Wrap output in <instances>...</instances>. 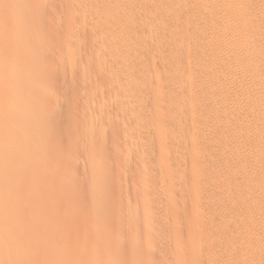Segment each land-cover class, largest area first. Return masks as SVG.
<instances>
[{
	"label": "rangeland",
	"instance_id": "374dc122",
	"mask_svg": "<svg viewBox=\"0 0 264 264\" xmlns=\"http://www.w3.org/2000/svg\"><path fill=\"white\" fill-rule=\"evenodd\" d=\"M15 1V2H14ZM19 1V3L17 4V2ZM34 1V2H33ZM37 0H28L27 1V3L29 4L28 5V8H29V6H32V4L34 3V4H36V3H40V2H44L45 0H39L38 2H36ZM50 3H48V5L49 6H51V7H48V8H51V10L52 9H54L55 8V5L56 4H58L57 2H59V5L55 8V10H57V11H55V10H53V12H52V16L54 15L55 17L57 16L56 14L58 13V11L59 10H64V9H60V8H62V7H60V5L62 6V4H64L65 5V3H61L62 1L61 0H56L55 2L56 3H54V2H52L51 3V1L50 0H48ZM47 0L45 1V2H48ZM54 1V0H53ZM63 1H65V0H63ZM66 1H69V0H66ZM78 1V0H77ZM77 1H74V3L76 4L77 3ZM80 1V0H79ZM78 1V3L75 5V8H79L80 6H81V8H82V10H83V6L82 5H80L79 2ZM196 1V0H195ZM198 1V2H197ZM196 2H197V4L196 5H198V3H199V5H201V6H196V8H194V9H197V10H193V11H195V12H192L191 10L189 11V12H187V10H184V9H182V10H184L183 12L182 11H179V12H177V14H176V16H178V18L180 19V18H182V20H186V19H188V22H186V21H184V23L186 22V24L188 23L189 25H186V24H184V23H182V27H181V29L184 27V29H185V32H184V29L183 30H181L180 29V27H179V31L177 30L178 28H173V30L171 29H168V31H165L164 30V32L163 33H161V36L160 35H158V33H159V30H157L156 28H154L153 27V30L150 28L149 29V27H140V26H130V27H127V28H123V29H120L121 30V32H118L119 30L117 29V32H115V30L113 29V31L112 30H110L109 28L107 29V28H100L101 30H99V29H91V28H89V29H87V28H80V30H79V28H77V26H75L74 25V27H76V29L75 30H73L74 29V27H73V25L71 26V25H67L68 24V21L70 20V19H72V17L73 18H75V15H77V17L78 18H75V19H79V17H83L84 16V11H82V10H72V9H75V8H72L71 10H70V12H69V14L67 15V13L65 14V13H63L62 12V14H59L61 11H59V13H58V16L55 18L54 16V20H53V17L50 15V13L51 12H48L47 11V7H46V11H44L43 13H42V16H39V17H43V16H45V18H44V21H42V19L43 18H38L36 15H34L32 12H28V11H26V12H23V6H25L24 4H25V2H22V1H20V0H11V4L13 5H11L10 4V6H9V4H6L5 5V3H10V0H1L0 1V3H1V6H3V7H0L1 8V10H0V18H2V20L0 19V28H1V31H0V34H2V35H0V39H3V41L2 40H0V87H1V89H3V92L5 93L4 94V97H3V95H2V97H3V99H1L0 100V107L3 109H7V110H9L10 108L12 109L13 107H14V105H16L15 103L16 102H18L17 104V107L15 106L14 108H17L18 109V111H15V112H11L12 110L10 109V114L11 115H9L8 116V114L9 113H6L5 114V117H7V119H9V117H10V119L8 120L9 122V124L12 122V120H15L16 119V121L17 122H19V123H17V122H15V124L13 123V125L12 124H10V125H12L11 127L9 126V124L8 123H6V125H4L3 124V128H5V130L4 129H2V125L0 124V128L2 129V131H1V129H0V139H2L3 138V140H4V138L7 136V137H9L10 136V134L12 133H10V131H14V133L16 134V132H18L19 133V135L17 136V134L15 135L14 133H12V134H14V135H12L11 134V138L13 139H11L12 141H10L11 143H12V145L9 143V142H6L5 140L4 141H0L1 142V144L2 143H7L6 145L4 144V146L3 145H1V146H3L2 147V149L4 150V151H2L0 154H2L1 156H0V158H2L1 159V161H0V185H2L1 187L3 188V189H1V187H0V200L2 201V199L4 200L3 202H5V203H0V205H3V207L2 206H0V241L3 239V242L1 243L0 242V245L2 246H0V264H15V262L17 261L13 256H15L16 254V251H17V256H16V258L17 257H19L18 259H19V262L17 261L16 262V264L18 263V264H70V263H72V264H136L137 262V264H153V263H155V264H173V263H175V264H214L215 262V264H229V263H232L233 262V264L235 263H238V264H242L243 263V261H245V263H243V264H247V263H249L251 260V262H252V264H254L255 262H256V260H258L259 259V257L257 258L256 256V252L255 251H257V248H258V246L256 247V248H253V249H251V252H252V254H254V256L252 255H248L247 253H246V251H244L243 250V248H244V246H242L241 247V243L244 241V239H243V237H240V236H242V235H244L243 233H241L238 237L235 235V236H233V237H231V238H229L228 236H227V234H225V233H221V231H220V227H221V224H223L222 222H217V221H214V219H212L215 215H216V213H214V212H216L217 210H215L214 211V208L216 207V209L218 208V206L220 205V203L219 204H216L215 202H209V204L207 203V202H205V201H203L202 200V198H200L203 202H201V200H195V198H192V194H191V196H190V192L191 191H189V195H188V193H187V195H188V197L186 196V193L183 195V194H181V193H179L180 192V190H179V192H177L178 190H177V188H172V189H174V191H175V189L177 190L176 192H173V190H171V187L174 185L175 186V184H176V181H174V179L176 180L177 178L179 179V177H181L180 175H181V173H183V171L181 170V169H179V170H181L180 172L181 173H178V171L176 172L177 174V176L174 174V172H173V170L175 169V167H176V165L178 164H180L182 167L181 168H183V170H184V168H186V166H187V168L189 167V169H193V168H195L194 166H196V165H199L200 164V162H202L204 159L205 160H208V158H210L209 157V155L210 154H213V153H210L209 155H207L210 151L211 152H215V154L217 155V153H218V155H219V157L218 156H216L215 157V159L216 160H218L217 162H219V164H221V165H225L226 164V166L228 165V166H232V164L234 165L235 163H237L238 161H239V163H241L242 164V167L244 168V170L246 171V169H247V171H252V170H254V171H256L261 165H262V163L264 162V157L263 158H261V159H258L255 155H254V149H255V147L256 146H258L260 143V141L262 140L261 138V136L259 137V134H262V133H258L257 134V132H259V129H263L262 127H260V128H257L256 126H253L252 125V122H248V120H249V118L251 119V120H249V121H252V119L253 118H251V117H253L254 116V118L256 117V113L259 111L258 109H255V106H258V105H252L253 104V101H254V104L256 103H258V101L259 102H261V100L262 99H264V97H261V99H258L257 98V96L258 97H260V93L262 92V93H264V88H263V85L258 89L257 87H259V85H261V84H257L256 82H260V80H257V79H260V78H264V76L263 75H259V73H258V76H257V73H256V71L254 70V69H252V68H250L251 67V65H250V52L248 51V47L249 46H247L248 45V43H249V41L251 40L252 42L254 41V40H257V41H254V42H257L258 43V47H257V51H256V53L258 54L257 55V59L259 60V61H261V60H263L264 59V30L262 31V32H259L258 31V29H260V28H262L263 27V25L261 26L260 25V22L262 23L263 21H264V4H262V3H259V1L258 0H247V1H249V2H245L246 4H248V5H250L249 3H251V6L249 7L248 5H246L245 3H243V1L244 0H209V2L206 0V1H204V0H197ZM246 1V0H245ZM255 1V4H256V1L258 2L256 5L259 7H257L256 5H254L255 7H257L258 8V12H257V8L255 9L254 7H253V5L252 4H254L253 2ZM33 2V3H32ZM70 2V1H69ZM69 2H66L67 4V7H70L72 4H73V1H71L70 3H71V5H70V3ZM208 2V3H207ZM212 2V3H211ZM213 2H214V4H215V2H216V4L214 5L213 4ZM260 2H263L264 3V0H262V1H260ZM3 3V4H2ZM61 3V4H60ZM200 3H202L203 5L205 4L206 5V3H207V5H209L210 6V8H212L213 7V5H214V10H213V8H212V10L211 9H209V10H211V12L210 11H208V12H210L211 13V16L215 13L216 15H214V16H212L211 17V19H213V20H211V19H209L208 21H207V23L209 24V26H208V24L206 23V20H204V19H200V17H199V15H198V12L201 10V12L203 11V8L205 7V9L206 8H208L209 6H203L202 4H200ZM210 3V4H209ZM247 7H249V13L246 15V13L248 12V10L244 13V11H242L244 8L246 9V7L244 6H242L243 4ZM15 4L17 5V6H15ZM22 4V5H21ZM80 5V6H77V5ZM211 4H212V7H211ZM260 4V5H259ZM52 5H54V7L52 6ZM63 5V7L65 8V6ZM217 5V6H216ZM4 6H7L6 8H8V9H6ZM15 6V7H14ZM217 8H216V7ZM263 6V7H262ZM16 7H18V8H16ZM21 7V8H20ZM201 7V8H200ZM203 7V8H202ZM253 7V8H252ZM261 7V8H260ZM14 8H15V11H14ZM6 9V10H5ZM204 9V10H205ZM242 9V10H241ZM244 9V10H245ZM248 9V8H247ZM251 9H252V11H253V9H254V14H253V12H251L252 14H253V16H250L251 14H250V11H251ZM5 10V11H4ZM12 10V11H11ZM19 12H18V11ZM66 10V9H65ZM14 11V12H13ZM187 13H186V12ZM213 11H215V12H213ZM13 12V13H12ZM48 12V13H47ZM73 12L75 13V12H77V13H75V14H73ZM185 12V13H184ZM192 12V13H191ZM201 12H199L200 13V16H202V13ZM6 13V14H5ZM20 13H21V16H20ZM71 13V14H70ZM30 14V15H29ZM44 14V15H43ZM49 14V15H48ZM63 14H65L64 15V17L65 18H63L61 15H63ZM82 14V15H81ZM24 15H25V17H24ZM32 15H34L35 17H37L40 21H39V23H38V20H35L36 22H34L33 20H34V18H32ZM70 15H72V16H70ZM190 15H192V16H190ZM195 15V16H194ZM28 16V17H27ZM47 16H48V21L47 20H45L46 18H47ZM60 16H61V19H60ZM249 16H250V18H249ZM49 17H51V18H49ZM71 17V18H70ZM191 17H194V18H192V20L190 19ZM36 18V19H37ZM33 19V20H32ZM51 19V20H50ZM55 19H59V20H61V21H57V20H55ZM64 19V20H63ZM190 19V20H189ZM208 19V18H207ZM27 20H28V23H27ZM30 20V21H29ZM54 21L55 23H50L51 21ZM181 20V21H182ZM201 20V21H200ZM202 20L205 22V24L203 25V31L201 30H199L198 28L199 27H201L202 25H201V23H202ZM1 21H2V24H1ZM47 21V22H46ZM50 21V22H49ZM57 21V22H56ZM77 21V20H76ZM191 23H190V22ZM212 21H214V25H213V27H214V29L212 28ZM42 22H44L43 24H42ZM49 22V23H48ZM183 22V21H182ZM203 22V23H204ZM4 23V24H3ZM29 23H31V24H29ZM34 23V24H33ZM47 23V24H46ZM60 23V24H59ZM66 23V24H65ZM258 23V24H257ZM9 24H11V25H9ZM53 24V25H52ZM59 24V25H58ZM62 24V25H61ZM201 26H200V25ZM207 24V25H206ZM264 24V23H263ZM4 25V26H3ZM7 25V26H6ZM28 25V26H27ZM29 25H30V27H29ZM31 25H34V26H32L31 27ZM35 25H38V27L37 26H35ZM50 25H52L51 27H48V26ZM57 25V26H56ZM66 25V26H65ZM198 25H199V27H198ZM205 25H206V27L208 26V28H206L205 29ZM252 25H253V27H252ZM3 26V27H2ZM18 26V27H17ZM25 26H27V27H25ZM187 26V27H186ZM188 26H190V27H188ZM216 26V27H215ZM255 26H259L258 28L257 27H255ZM9 27V28H8ZM12 27V28H11ZM41 27H42V29H41ZM60 27V28H59ZM63 27H64V29H63ZM78 27H81V26H78ZM250 27V28H249ZM252 27V28H251ZM255 27V29L257 30V32H259V33H257L256 32V30H255V32L252 30L253 28ZM6 28V29H5ZM8 28V29H7ZM10 28H11V30H10ZM52 28V29H51ZM56 28V29H55ZM195 28H197L199 31H197ZM215 28H217L216 30H215ZM32 29V30H31ZM34 29V30H33ZM87 29V30H86ZM154 29H156V30H154ZM196 30V32L194 33V31ZM251 29L253 32V36L254 37H252V38H250V37H248L249 35L247 34V31L249 32V30ZM3 30V31H2ZM7 30V31H6ZM39 30V31H38ZM47 30H51L50 32L49 31H47ZM54 30H57V31H54ZM92 30H94V31H92ZM97 30V31H96ZM204 30H206V31H204ZM207 30H208V32H211L212 33V31H213V33L215 32V33H218L219 31H221L224 35L222 36V39H221V35H222V33L221 32H219L220 34H215L214 33V35H215V37H214V35H212V37H213V40H214V43H215V45H213L214 46V50L213 51H215L216 50V52L218 51V52H220V53H222V52H224V51H226L227 50V52L225 53H222L223 55H225V54H228V53H230L231 55H233L234 53L236 54H238V56H240V55H242V54H244V53H246V55L244 54L243 56H241L240 58L238 57V61H237V63H235V60H231L230 59V56L228 57L227 55H225V59H227V58H229V61H230V63H229V61H228V59L227 60H225L224 58H223V62H221L222 61V58L221 59H209V57H205V53H204V51L206 50V48H205V46H203V45H206V44H213V42H211V41H213L211 38H210V36L208 37V34H210V33H208L207 32ZM209 30H211V31H209ZM4 31H5V33H4ZM12 31V32H11ZM16 31V32H15ZM43 31V32H42ZM53 31V32H52ZM62 31V32H61ZM65 31V32H64ZM110 31V32H109ZM158 31V32H157ZM180 31H182V32H180ZM216 31H218V32H216ZM1 32H3V33H1ZM8 32V33H7ZM19 32V33H18ZM45 32V33H44ZM51 32H52V34H51ZM198 32V33H197ZM199 32H203L202 34L201 33H199ZM204 32H207V33H204ZM10 33V34H9ZM19 35H18V34ZM41 33V34H40ZM47 33H48V36H47ZM59 33V34H58ZM159 33V34H160ZM212 33V34H213ZM9 36H8V35ZM14 34V35H13ZM40 34V35H39ZM55 34V35H54ZM195 34H199V35H195ZM205 35L204 36V38H202V37H200L201 35ZM206 34H207V37H208V39H206L207 37H206ZM7 35V36H6ZM44 35V36H43ZM51 37H50V36ZM113 37H112V36ZM158 35V36H157ZM211 35V34H210ZM217 35H219L218 37H217ZM256 35V36H255ZM3 36V37H2ZM35 36V37H34ZM41 36V37H40ZM113 38V41H115L116 42V44L118 45V46H116V44H114L113 42V45H115L114 47H113V45H112V43H111V41H112V39H111V37ZM226 36H227V38H226ZM8 37V38H7ZM48 37V38H47ZM109 37V38H108ZM158 37H160V38H158ZM206 37V38H205ZM218 39H217V38ZM226 38V40H225V38ZM19 40H18V39ZM34 38V39H33ZM39 38V39H38ZM114 38H116V40L114 39ZM223 38H224V42L222 41L223 40ZM236 38H238L237 39V41H236ZM8 39L9 40H11V41H9L8 42ZM32 39V40H31ZM46 39H48V40H46ZM111 39V40H110ZM203 39V40H202ZM204 39H206V41H204ZM220 39H221V43H223V44H221L220 42H217V41H220ZM229 41H228V40ZM260 40V42H259V40ZM4 40H5V42H4ZM29 40V41H28ZM110 40V41H109ZM202 40V41H201ZM208 40H209V42H208ZM211 40V41H210ZM1 41L3 42V43H1ZM42 41V42H41ZM111 43V47H113V49H114V51L116 50V52H121V53H123V54H126L127 56H128V54H131L130 55V58L132 57V54H133V59H134V63L136 62V64H132L133 62H131L130 63V58H129V60H128V62H127V58H125V57H127V56H123L124 57V59L123 58H113L112 59V56H111V59L109 60V61H111V60H117V61H115L116 63L118 62V64H116L115 62H110V63H114L113 65H115V67L114 66H111L110 65V63L109 62H107L106 60L108 59V57H109V55H108V49L110 48V43ZM205 43H204V42ZM229 43H228V42ZM230 41H231V44H230ZM263 41V42H262ZM17 42V43H16ZM19 42V43H18ZM38 42H40V43H38ZM201 42H202V45H201ZM211 42V43H210ZM216 42L218 43V44H216ZM248 42V43H247ZM26 43H27V45H28V48H30V49H28L27 48V45H26ZM37 43V44H36ZM17 44V45H16ZM32 44H34V45H32ZM105 44V45H104ZM208 44V45H209ZM228 44H230V45H228ZM245 44H247V45H245ZM47 45H48V47H47ZM107 45V46H106ZM208 45H206V47L208 46ZM218 45H220V46H223V45H225V47H227V48H223V47H221V48H223L222 50H221V48H219L218 47ZM229 47H228V46ZM244 45L247 47V52L244 50V49H246V48H244ZM35 46H36V48H35ZM38 46V47H37ZM41 46H43L42 47V49H43V51H44V53H43V51L42 50H40L41 49ZM46 46V47H45ZM105 46V47H104ZM210 47L209 48H211V45H209ZM217 46V47H216ZM31 47H33V48H31ZM103 47L104 48H106V49H103ZM204 47V48H203ZM27 48V49H26ZM45 48V49H44ZM53 48V49H52ZM209 48H207V49H209ZM12 49V50H11ZM36 49V50H35ZM48 49H50V50H48ZM52 49V50H51ZM201 49H202V51H203V49H205L204 51H203V53H202V51H201ZM10 50H11V52H10ZM34 50H35V52H34ZM40 50V51H39ZM110 50H111V48H110ZM109 50V51H110ZM220 50V51H219ZM228 50H230V51H228ZM244 50V52H242ZM16 51H17V53H16ZM29 51V52H28ZM50 51V52H49ZM52 51V52H51ZM239 51V52H238ZM6 52V53H5ZM8 52V53H7ZM30 52H31V54L32 55H30ZM39 52H41L40 53V55H38L39 54ZM183 54H182V53ZM234 52V53H233ZM241 52V53H240ZM3 53V54H2ZM11 53V54H10ZM29 53V54H28ZM249 53V54H248ZM5 54L7 55V56H5ZM37 54V55H36ZM42 54H43V56H42ZM48 54V55H47ZM50 54V55H49ZM204 54V55H203ZM234 54V55H235ZM237 54H236V57H237ZM240 54V55H239ZM248 54V55H247ZM17 57H15V56ZM52 55V56H51ZM71 55V56H70ZM107 55V56H106ZM234 55H233V58H234ZM3 56V57H2ZM19 56V57H18ZM26 56V57H25ZM30 57L31 58V60H29V58L28 57ZM32 56V57H31ZM33 56H36L35 58L33 57ZM40 56V57H39ZM47 56V57H46ZM50 56V57H49ZM107 58V59H104L105 57ZM183 56H185V57H183ZM207 56V55H206ZM245 56V57H244ZM118 57V56H117ZM179 57H181V58H179ZM248 57V58H247ZM2 58V59H1ZM16 58V59H15ZM51 58V59H50ZM80 58V59H79ZM182 58H183V60H182ZM232 58V57H231ZM25 59V60H24ZM103 59V60H102ZM126 59V60H125ZM261 59V60H260ZM102 60V61H101ZM120 60L122 61V64H121V62H120ZM124 60V61H123ZM131 60H132V58H131ZM209 60V61H208ZM211 60H213V61H211ZM214 60H220V62H218L217 61V63H216V61H214ZM14 61V62H13ZM18 61L20 62V63H18ZM24 63V62H26V61H28L29 62V64L26 62V63H22V62ZM32 61H34V64H36V67L37 66H39L40 68H38L37 67V69L36 68H34L36 71H37V73H35L36 71L33 69V70H31L30 68L28 69V67H30L31 66V64H32ZM36 61V62H35ZM37 61L39 62V61H41V62H44V63H38V65H37ZM211 61V62H210ZM264 61V60H263ZM77 62V63H76ZM105 62V63H104ZM120 62V63H119ZM184 62V63H183ZM215 64H214V63ZM227 62H228V64H227ZM49 63V64H48ZM74 63V64H73ZM181 63H182V65H181ZM215 65H213V64ZM225 63L227 64V65H225ZM246 63H248V64H246ZM19 64V65H18ZM28 64V65H27ZM104 64H106V65H104ZM132 64V65H131ZM212 64V65H211ZM224 64V65H223ZM13 65H15V66H13ZM20 65H22V66H20ZM44 65V66H43ZM46 65H47V68H46ZM245 65H246V67H245ZM247 65H248V67H247ZM18 66H19V68H18ZM32 66H34V65H32ZM41 66H43V67H41ZM50 66V67H49ZM106 66V67H105ZM111 66V67H110ZM119 66V67H118ZM185 67V68H183V67ZM212 66H214V67H212ZM12 67H14V68H12ZM21 67H22V69H21ZM107 67H108V69L110 70H108L107 69ZM120 67H122V69L120 68ZM180 67H181V69L183 68V71L182 70H180ZM18 68V69H17ZM26 68H27V70H26ZM45 68V69H44ZM51 68V69H50ZM211 68L213 69V70H211ZM215 68V69H214ZM247 68V69H246ZM13 70V72H12V70ZM41 69V70H40ZM46 69H48V73H47V70ZM112 69H114V70H112ZM242 69H244L245 71V73L243 72V70ZM250 69V71H251V73L253 72V74L254 75H256V76H252L251 75V73H249L247 70H249ZM18 70L19 71H21L20 73H18L19 75H17V72H18ZM28 70H30V71H28ZM43 70V71H42ZM27 71V72H26ZM35 71V72H34ZM42 71V72H41ZM114 71V72H113ZM122 71V72H121ZM128 71V72H127ZM254 71H255V73H254ZM14 72H16V73H14ZM22 72H23V74H22ZM26 72V73H25ZM108 72V73H107ZM15 74V79H17V80H15V82H12V80L10 81V78L9 77H11L10 76V74ZM114 73V74H113ZM183 73V74H182ZM208 73H210V74H207ZM248 75H247V74ZM9 74V75H8ZM12 74V77L14 76ZM26 74H28V76L26 75ZM47 74H48V77L49 76H51L50 78H48L47 77ZM110 74V75H109ZM116 74H118L119 76H149V77H151V79H152V81H150L149 83H150V85L148 86V87H143L142 88V86H144L145 84H148V81L143 85H141L140 87L142 88V89H147L148 88V90H159L160 89V87L162 88L163 86L162 85H166V83H169L171 80L170 79H172V80H175L176 81V79L174 78V76H189V78L190 77H192V78H194V77H196V79H193L192 81H194L193 83H192V81H191V84H193V86L192 85H189V84H187L186 85V87H183L184 85H180L179 87L180 88H183V89H180V88H178V90H179V92H177L176 91V93H179L181 96L183 95L184 96V99H183V97H182V101L183 100H187V102H185V101H183V102H185V103H188V100H189V102H191V100L190 99H194V101H195V103L202 97L203 98V102L205 103V105L208 107V109L210 108V103L212 104L211 105V107L214 105V107L216 108L218 105H215L216 103L218 104H220V106H218V107H221V106H223L222 104H224V108L227 110H225L223 107H222V109H224V110H222L223 112V119L225 118L226 120H229L230 119V121H228V124H230L229 126V128H230V130H232V131H234L233 133H231V131L229 130V131H227V132H229V134L226 132L225 134H223V136H222V138L220 139L219 137H221V136H218V138H215V139H219V141H220V145H217V149L216 150H213V149H207L208 148V145H206L207 143H208V141L207 140H201V141H199L198 139L194 142L193 141V144L191 143V144H189L190 143V141H189V143L187 142V140L189 139V138H187V136H184V135H182L183 134V132L182 131H180L179 129H177L178 131H180L179 132V134H178V131L177 130H172L171 129V127H167V129H169L167 132H170V134L169 133H167V134H169V136L170 137H173V138H175L174 140H172L173 142V145H171L170 146V150H168L167 152H165V156H166V161H162V162H160V164H156V163H149L150 165L149 166H147V167H149L150 168V166H152V167H154V165L155 166H158V167H160V168H157V169H160V171H161V167H162V172H164L165 174H159V175H163V176H160L159 177V175H158V179H155V183H156V185L154 184V186L152 185V188H156V190H159V191H155V193L156 192H159L157 195H158V197H157V195H156V197H155V199H156V203H154L155 202V200H153L152 202H150L151 203V206H150V203L149 204H144L145 203V195L144 194H146V193H143V192H145V185H147V187L149 186V185H151V184H153L154 183V179H153V183H149V182H147V183H145V185H142V184H140L139 185V183L138 182H134L133 184L134 185H130L131 187L129 188V190H127V194L128 195H130L131 196V200H129L130 202H129V204L127 203V202H124V204H122L123 203V201L125 200V196L127 195H125V193H124V190H126V187H123V190H121V189H119L120 187H118V186H116L115 185V183L114 182H116V181H114L113 182V186H111L112 188V191H115L114 193L115 194H113L112 196H113V198L111 197H108V199L110 198V199H112V201H113V203H112V205H111V203H109V202H112V201H110V200H108V203H106L105 202V204H110V206L109 207H107V205H106V209H108V211L106 210V209H104V210H102L101 208L103 207V205L101 206V210L102 211H105V213H100L101 215H99L98 214V218H96V213H94L93 215L95 216H92V214H90V212H92V211H90L89 213H88V209H93V207L95 208L98 204H97V202H94V201H92V198H93V196H94V194L95 193H92L91 195L88 193L89 191L88 190H86V189H84L85 191H87V192H83L80 188L78 189V191H76L75 189V191H76V193L78 194H80V193H82V195L81 196H83V194H84V198L83 197H79L80 195L78 194L77 196L78 197H76V193H75V197L71 194V190H72V188H71V186L72 185H74V186H72L73 188L76 186V185H78L79 183H84V181H82V179L81 180H79L80 178H78L79 176H75V177H67V178H65V180H62L61 179V173H63V172H61V173H59V171H58V173H59V175L57 174V172H55L54 173V171H55V169H57V168H59L60 169V167H61V164L63 163V160H64V158L66 157V155H68V152L66 151L67 149L66 148H69V150L71 149V150H73V151H75L74 149H77V143L76 142H79V144H80V141H78V140H82L81 139V136L83 135V134H85L87 131H86V129H84L83 130V128L81 127V125L79 124L80 122H81V119L80 120H78V118H79V116L82 114L83 115V113H86V111H87V106H86V103L84 104V102H85V100H87V96H85V94L84 93H82V89L84 90V88L86 87L85 85H81V82L82 81H80V80H85V79H80L79 77H78V82H77V80H75L74 82L76 83H74V82H72V84H75V87H74V85L72 86L71 85V87H70V83L69 82H67V79H66V83H68L67 85H68V87H70V88H68L67 89V85L66 86H64L63 84H65L64 82L63 83H61L62 82V79L64 78L65 79V77H63V76H66L67 78L69 77V76H111V75H115V76H118V75H116ZM122 74V75H121ZM182 74V75H181ZM200 74H201V76H211L210 78V83L211 84H213V86L216 84V88H218L217 86H219L220 87V85H222L221 86V90H224V92L225 93H227V94H225L223 91H222V93L220 92V93H218V92H213L214 91V89H216L215 88V86H214V89L213 88H209L208 89V92L210 91V93H211V90L213 89V91H212V93L210 94V93H208L207 92V90H206V88H205V90H204V88H199L198 86H201V85H198L199 84V79H197L198 78V76H200ZM206 74V75H205ZM17 75V76H16ZM9 76V77H8ZM18 76H23V77H20V78H18ZM24 76H25V78H24ZM42 76V77H41ZM44 76L46 77V78H48L47 80L48 81H50V87L47 85V82L45 81L44 82V80H43V78H44ZM57 76H62V79H60V81H57V79H56V77ZM153 76V77H152ZM158 76V77H157ZM166 76V77H165ZM171 76V77H170ZM225 76V77H224ZM227 76V77H226ZM234 77V80H233V78L231 79V78H229V77ZM237 76V77H236ZM240 76V77H239ZM244 76V77H243ZM246 76H250V77H246ZM259 76H260V78H259ZM263 76V77H262ZM28 77V78H27ZM54 77V78H53ZM160 77V78H159ZM163 77V78H162ZM170 78V79H168V78ZM213 77V78H212ZM220 77H222V78H220ZM255 77H257L256 78V81L255 80H253ZM7 78H9V83L11 84V82H12V85H10L9 83H8V81L6 80ZM22 78H24L25 80L27 79V80H29V81H27L26 80V82H22V80H21V85H20V82L18 83L17 81L18 80H20V79H22ZM51 78H53V79H51ZM93 79H94V77H92ZM91 78V79H92ZM155 78H157V80H156V82H155V80L154 79ZM164 78L166 79V81H167V79H168V81L165 83V80H164ZM192 78H190V79H192ZM214 78H215V80H214ZM226 78V79H225ZM229 78V79H228ZM242 78L244 79H247L246 81H248V82H245V80H243L242 81ZM40 79V82L43 80V82L44 83H46V85L48 86V88H49V90H48V88H46L48 91H47V93H49V96H48V94L46 95L45 93V99L43 98V100H45L44 101V103L43 102H41V105L42 104H44V106H43V110H44V108H45V105H47V109L49 108V106L51 105H53L52 107L54 108L56 105H54V104H59V102L57 101V100H59L60 101V103L62 102V104H66L67 102V105H66V107H69V108H67V110L65 109L66 107H65V105H62V104H59V105H61V107L63 106V107H65L64 109H62L63 111H65L66 110V112L68 113V114H70V112H72V110H74L75 109V107H76V109L73 111V113H71L69 116L67 115V118H66V116L64 117L62 114H63V112H62V110H61V108L59 109V110H61V112H60V114L62 115L61 116V118L63 117L64 119L66 118V119H72L73 121H75V120H77V121H75V123H78V125L77 124H75L72 120H70V121H72L75 125L74 126H76V131L78 132H76L75 133V130H74V128H72V122H71V125L69 124L70 122H68V125H66L65 126V124L62 126L61 124H60V122L62 123V121H64V119L62 118L61 120H60V115H58L57 114V110L58 109H52V110H54V111H57V112H53L52 110H51V106H50V109L47 111V113L46 114H44V116L45 115H48L49 113H51V115H54L55 113H56V115H54V116H50V115H48V117L50 118V120H49V123H51L53 120L55 121V123H54V125H52V123H51V127L49 126V125H47V123L45 124V120L46 119H49V118H47V116H45V119H44V116L42 115V111L43 110H39V109H37V110H39V112L37 113L36 112V108L38 107H40V103H39V105L38 104H35V105H38L37 107H35L34 108V106L35 105H33V106H31V107H29V109H31V110H29L28 108H27V106H26V104L24 103L25 102V99H23L22 97H20L19 99H23V101L24 102H22V103H20V101L18 100V101H15L14 99V96L15 97H17V94H19V93H17V92H22V91H25L24 89H26V88H24L23 86H24V84L26 83V85H25V87H28V84H30L29 86L31 87V88H33V89H37L36 87L38 86V89H37V94L40 92H38V90H40L42 87L40 86V84H38L36 81H38ZM45 79V78H44ZM52 81H51V80ZM55 79H56V81H55ZM91 79H89V80H87L86 82H92V81H94L93 79L91 80ZM219 79V80H218ZM229 81H228V80ZM239 79H241V81L239 80ZM3 80V81H2ZM30 80H32V81H30ZM34 80V81H33ZM59 80V79H58ZM215 82H214V81ZM250 80V81H249ZM253 81V83H252V81ZM24 81V80H23ZM64 81V80H63ZM163 81H164V83H163ZM221 81V82H220ZM224 81V82H223ZM255 81V82H254ZM28 82V83H27ZM32 82V83H31ZM35 82V85H36V83L38 84L36 87H34L33 85V83ZM43 82L41 83V85L43 84ZM57 82H59V84L57 83ZM84 82V81H83ZM85 82V83H86ZM99 82V81H98ZM152 82V83H151ZM171 82H174V81H171ZM197 84H196V83ZM240 82V83H239ZM4 83H5V85H7L8 86V89H14V90H12V92L14 91H16V89L15 88H17V92H16V94L12 97V99L13 100H10L11 98H7L6 97V94H8L9 92L6 90V91H4V88L3 87H5V88H7V86H5L4 85ZM7 83V84H6ZM54 83V84H53ZM62 85H61V84ZM195 83V84H194ZM221 83V84H220ZM223 83V84H222ZM228 83V84H227ZM244 83H250L252 86H250V85H246V84H244ZM257 84V87L255 86L256 84ZM261 83H263V82H261ZM32 84V85H31ZM53 84V85H52ZM88 84V83H87ZM86 84V85H87ZM220 84V85H219ZM13 85H14V87H13ZM16 85V86H15ZM59 85H61V87L63 88V86H64V88L66 87V89H64L63 91H60V93H59ZM77 85V86H76ZM80 85H81V87L83 86L84 88H82V89H80L79 87H80ZM164 85V86H165ZM225 85V86H224ZM241 85H246V86H244V88H242V86ZM3 86V87H2ZM47 86H43V88L42 89H44L45 90V87H47ZM59 86V87H58ZM102 85L100 84V86H98L99 88L98 89H101L102 87H101ZM104 86V85H103ZM146 86V85H145ZM190 86V87H189ZM202 86H204V85H202ZM224 86V87H223ZM256 87V89H254V88H252V87ZM12 87V88H11ZM39 87H41V88H39ZM56 87V88H55ZM139 87V86H138ZM139 87V88H140ZM246 87H247V89L249 90H246ZM251 87V89H249ZM95 87H93V89H94ZM159 88V89H158ZM186 88H188V89H186ZM196 88H197V90H196ZM201 89L202 90V92H200L201 90H199V89ZM29 89V88H28ZM51 89L54 91V94L52 93V91H51ZM72 89V90H71ZM92 89V90H93ZM96 89V88H95ZM103 89H106L105 88V86H104V88ZM220 89H217V91H220ZM246 91H245V90ZM27 90V89H26ZM44 90L42 91L41 90V95L43 94V92H44ZM60 90H62V89H60ZM65 90H66V92H65ZM71 90V91H70ZM189 90V91H188ZM192 90V91H191ZM239 90H242L243 91V94H244V92H245V94H244V96L242 95V93H240L239 94V92H237V91H239ZM258 90V91H257ZM0 91H2V90H0ZM76 91H79V92H76ZM80 91H81V93H82V95H81V93H80ZM137 91V90H136ZM139 91V90H138ZM197 91H199V92H197ZM205 91V94H207V95H204L203 94V92ZM216 91V90H215ZM242 91H240V92H242ZM260 91V92H259ZM7 92V93H6ZM78 93V94H76V93ZM153 92H155V91H153ZM207 92V93H206ZM69 93V94H68ZM190 93H192V94H190ZM201 93L204 95H201ZM257 93H258V95H257ZM261 93V94H262ZM1 94H3L2 92L0 93V97H1ZM12 94H14V93H12ZM50 94H51V97H50ZM64 96H66V97H64ZM72 94V95H71ZM80 94V95H79ZM84 94V95H83ZM178 94V98H180L181 96ZM201 96H200V95ZM227 96L226 98L228 99H225V96ZM233 94H235V96H237V94H239V95H241V96H239V97H236L235 98V96L233 97ZM60 95L62 96V97H60ZM70 95V96H69ZM190 95H192V96H190ZM254 95H256V96H254ZM32 96L35 98V94L33 95L32 94ZM32 96L30 95L29 97L27 96V99L28 98H30L31 97V99H33L32 98ZM38 96H40V94L38 95ZM37 96V97H38ZM83 96H85V98H83ZM176 96V95H175ZM200 96V97H199ZM222 96H224V99L222 100L221 99V101H220V99L219 98H221ZM233 97V98H231V97ZM261 96H263V94L261 95ZM6 97V98H5ZM50 97V99L52 100V101H50L48 104H46L47 102H48V100H50V99H48L47 100V98H49ZM59 97V98H58ZM75 97V98H74ZM87 97V98H86ZM191 97V98H190ZM230 97V98H229ZM252 97V98H251ZM256 97V98H255ZM57 98V99H56ZM63 98V99H62ZM81 98H83V101H82V99ZM89 98H91L93 101H91V99H89L90 100V104L92 105V104H94V103H96L97 102V100H96V102H94V99H93V97H89ZM174 98H176V100L174 99ZM177 98V96L176 97H174L173 96V104H172V102L171 101H169V102H165L166 103V105L164 104V105H162L161 104V106L158 104H156V102H157V100H159V102L161 101L159 98H154L155 99V101L154 100H150V102H148L147 104H145L144 105V107H142L141 106V108L140 107H138V108H140L139 110L137 109L136 111L138 112H142V113H144V112H154V111H156L157 112V116H156V118H157V120H158V122H159V124L160 123H162L163 121L165 122V120L166 119H169V120H166V123L168 122V121H170V119L172 118V115H170V114H172L171 112H174L173 113V117H174V115H175V117L177 116L176 114H175V112L176 111H173L174 110V108L173 107H175L176 108V103H178V101L180 100V99H178ZM195 98H198V100L197 99H195ZM245 98L247 99L248 98V100L251 102V100H252V102L249 104V101H248V104L249 105H247L246 103V101L247 100H245ZM251 98V99H250ZM7 99V100H6ZM30 99V100H31ZM56 99V100H55ZM66 99H68V100H66ZM81 99V100H80ZM231 99V100H230ZM236 99V100H235ZM242 101V102H240V100ZM255 99H257V102H256V100ZM3 100H5L6 102H11V103H6V102H4ZM29 100V99H28ZM178 100V101H177ZM201 100V99H200ZM199 100V101H200ZM233 100H235V101H233ZM237 100H239V104L241 105H237L238 103H236V105H235V103H233V102H236ZM53 101L54 102H56V103H54L53 104ZM66 101V102H65ZM71 103H70V102ZM78 101V102H77ZM174 101H177V102H174ZM181 101V100H180ZM194 101H192V104L194 103ZM202 101V100H201ZM200 101V102H201ZM228 101H233V102H231V106H232V108H230L231 106L227 103ZM263 101V100H262ZM4 102V103H3ZM15 102V103H14ZM29 102V101H28ZM158 102V103H159ZM183 102H181V103H183ZM199 102V103H200ZM222 102V103H221ZM224 102H226V103H224ZM229 102V103H230ZM246 102V103H245ZM31 103V102H30ZM29 103V104H30ZM52 103V104H51ZM70 103V104H69ZM77 103V104H76ZM81 103H83V105H84V107L82 106V104ZM193 104V105H196V104ZM198 103V102H197ZM198 103V104H199ZM204 103H200V105L203 107V105H204ZM208 103H209V105H208ZM242 103H244V105H242ZM7 104V105H6ZM29 104H27V105H29ZM79 104V105H78ZM89 104V105H90ZM174 104H175V106H174ZM191 103H188V104H184V105H190ZM191 104V105H192ZM197 104V105H198ZM3 105V106H2ZM10 105V106H9ZM25 106V108L28 110V111H26V109H24V110H22V108L21 109H19L18 107H24ZM58 105V106H59ZM90 105V106H91ZM173 105V106H172ZM226 105V106H225ZM247 105V106H246ZM6 108H5V107ZM41 106V107H42ZM57 106V107H58ZM78 106V107H77ZM86 106V107H85ZM166 108H165V107ZM183 106V105H182ZM236 106H238V107H236ZM252 106V107H251ZM40 107V108H41ZM60 107V106H59ZM73 107V108H72ZM83 107V108H82ZM95 107H97V108H99L98 107V105L97 106H95ZM164 107V108H163ZM170 107V108H169ZM231 109V110H228L229 108ZM234 107L236 108V112L234 111L235 109H234ZM243 107H245L243 110L241 109V108ZM247 107V108H246ZM0 108V109H1ZM82 108V109H81ZM173 108V110H171ZM77 109H81V111H82V113H80L79 114V112H77L78 110ZM165 109V110H164ZM206 109V108H205ZM234 109V110H233ZM241 109V110H240ZM248 109H249V111H248ZM251 109V110H250ZM255 109V111H253ZM19 110H22V111H24V112H34L35 111V114L37 113V114H41V116H43L42 118L38 115V117L37 118H41L42 120H40V119H38L37 121H38V123L40 122V121H42V123H40V127H42L41 125L42 124H45V126L47 125V128L49 129V130H47V129H45L46 127L45 126H43V127H45L44 128V130H42L40 127H39V125H37L36 124V121H35V119L33 120L32 118V120H33V124L34 125H37L36 127H35V129H37L38 130V127L40 128L39 130H40V134H44V132L47 130V132H49V134H46V132H45V134H46V136H45V139L48 141V140H50V141H48V143L47 142H43V139H41L40 141H41V143H39V141H38V139H36V136L37 137H40L39 135V130L37 131V133L38 134H36L35 132V134L33 133V130L35 131V129L33 128V126L34 125H32L31 124V122L30 121H28V119L27 118H24V117H27L26 115L24 116V113L22 114ZM77 110V111H76ZM86 110V111H85ZM102 112L101 113H103L104 111V109L102 110V109H100ZM164 110V111H163ZM166 110H168V111H166ZM232 110H233V112H232ZM258 110V111H257ZM2 111H6V110H2ZM51 111V112H50ZM70 111V112H69ZM75 111L77 112V113H75ZM85 111V112H84ZM88 111H89V107H88ZM87 111V112H88ZM170 111V112H169ZM231 111V113H229ZM240 111H241V113H240ZM251 111L253 112V114L251 113ZM8 112V111H7ZM17 112H19L18 113V115H16L17 114ZM66 112H64V115L66 114ZM138 112V113H139ZM163 112V113H162ZM168 113V114H164V113ZM198 112V111H197ZM226 112H228V113H226ZM243 112H247L245 115H243L244 117H245V121L247 120L246 118H248V120H247V122H245L244 120H243V122L240 120V119H242V118H244V117H242L241 115L242 114H244ZM254 112H256V113H254ZM4 113V112H3ZM3 113H1V115L3 114ZM43 113H45V112H43ZM161 113V114H160ZM170 113V114H169ZM235 113H236V115H238L239 113V117L238 116H235ZM261 112H258L257 113V116H259L260 115V117H261V119H263V120H261V122H263L262 123V125H264V113H263V117H262V114H260ZM27 114V113H26ZM34 114V113H33ZM33 114H29L30 116H32ZM33 115V116H37V114L36 115ZM78 114V115H77ZM105 114V113H104ZM159 114V115H158ZM225 114H227V115H225ZM234 114V115H233ZM250 114H252V116L250 115ZM259 114V115H258ZM0 115V117H2ZM7 115V116H6ZM13 115V116H12ZM16 115V116H15ZM57 115L59 116L58 117V119H57ZM72 115V117L71 118H69L70 116ZM81 115V116H82ZM249 115L251 116V117H249ZM24 116V117H23ZM80 116V117H81ZM195 116H198L197 114L195 115ZM233 116H234V118H239V122H238V120L237 119H235L234 120V118H233ZM4 117V116H3ZM2 117V119H4ZM12 117V118H11ZM169 117V118H168ZM231 117H232V120H231ZM34 118V117H33ZM52 118V119H51ZM229 118V119H228ZM1 119V118H0ZM7 119H6V121L5 122H7ZM17 119H19V120H17ZM22 119V120H21ZM24 119V120H23ZM27 119V120H26ZM30 119V120H31ZM44 119V120H43ZM174 119V118H173ZM177 119H178V117H177ZM31 120V121H32ZM57 120H58V123H57ZM68 120V121H69ZM11 121V122H10ZM21 121V122H20ZM35 121V122H34ZM46 121H48V120H46ZM51 121V122H50ZM53 121V122H54ZM176 121H178V120H176ZM233 121V123L235 122V124H232V127H233V125H236V123H237V125L239 124H241L240 126H234L233 128L231 127V123H229V122H232ZM1 122H3V121H1ZM28 122H29V124H28ZM44 122V123H43ZM174 122H175V120H174ZM227 122V121H226ZM244 122H245V124H244ZM48 123V124H49ZM64 123V122H63ZM247 123H249V127H251V125L255 128V130H257L256 131V134H255V131H254V129H252L253 130V133H254V135H253V133H252V130H251V133H252V135H251V133H250V130L248 129L249 127H247ZM250 123H251V125H250ZM30 124L32 125V127L30 126ZM56 124V125H55ZM244 124V125H243ZM8 125V126H7ZM58 125V126H57ZM60 125V126H59ZM80 125V127H78ZM112 125H114L113 123H112ZM112 125H110V126H112ZM158 125V124H157ZM29 128V126L31 127L30 129H28L27 127ZM53 126H56V127H53ZM64 126H65V130L63 129L64 128ZM69 126L73 129H69ZM7 127V128H6ZM13 127V128H12ZM14 127H15V129H16V131H15V129H14ZM60 127V128H59ZM80 129V128H82L81 129V131L78 129V128ZM113 127V126H112ZM239 127V128H238ZM11 128V129H10ZM55 129L54 130V134H52L53 133V129ZM58 128V129H57ZM62 128V130H59V129H61ZM189 128V127H188ZM187 128V129H188ZM235 128V129H234ZM17 129H19V130H17ZM22 129H23V131H25V129H28V132H30V136H28V134H26V131L25 132H22ZM67 129H69L70 131H72L75 135H78V136H80L77 140L76 139H74L73 137H71L74 141H75V143H76V145L74 144V143H72L71 141H69L68 140V136H70L69 134H70V132H68L67 131ZM79 131H78V130ZM236 129H237V132H236ZM239 129V130H238ZM251 129V128H250ZM21 130V131H20ZM31 130H32V132H31ZM242 130H244V131H242ZM5 131V132H4ZM9 133H8V132ZM44 131V132H43ZM55 131H56V137L54 136L55 135ZM84 131H86V132H84ZM185 131V130H184ZM4 132V134L5 135H3L2 133ZM58 132V133H57ZM63 132L65 133L66 132V134L68 135H64L63 134ZM181 132H182V134H181ZM186 132H189V130H187ZM243 132V133H242ZM261 132H264V129L261 131ZM23 133H25V135L23 134ZM59 133H60V135L63 137V139H61L62 137H60V135H59ZM175 133L176 134H178V135H176V137H175ZM6 134H8V135H6ZM23 134V135H22ZM73 134V135H74ZM87 134V133H86ZM165 135L167 138H168V135ZM173 134H174V136H173ZM228 134V135H227ZM237 134V135H236ZM240 134H242V135H240ZM27 135V136H26ZM31 135H33V136H31ZM35 135V136H34ZM47 135H48V137H47ZM51 135H53L52 137H51ZM64 135V136H63ZM225 135V136H224ZM235 135V136H234ZM258 136L257 138H256V136ZM264 135V134H263ZM262 135V136H263ZM13 136L15 137V139H17L16 138V136L19 138L18 140H15L14 138H13ZM22 136H23V139H21L22 138ZM25 136H26V142H25ZM59 137V140L57 139L58 137ZM66 136L68 137L66 140H68L69 141V143L68 142H66V140H64V138H66ZM71 136H72V134H71ZM87 136V135H86ZM228 136H230V137H228ZM236 136H238V137H236ZM247 136V137H246ZM254 136V137H253ZM31 137V138H30ZM47 137V138H46ZM54 137V138H53ZM74 137H76V136H74ZM97 137L100 139V138H102V140H103V137L101 136V137H99L98 135H97ZM186 137V138H185ZM245 137V138H244ZM43 138V137H42ZM50 138V139H49ZM82 138H84V136L82 137ZM96 138V137H95ZM196 138H197V136H196ZM6 139V138H5ZM20 139H21V141H20ZM28 139H30V141L28 140ZM56 139V140H55ZM71 139V140H72ZM93 141L95 142L96 140H98V141H102L101 139L99 140V139H94V136H93ZM169 139V138H168ZM187 139V140H186ZM257 139V140H256ZM259 139H260V141H259ZM10 140V138L8 139V141ZM22 140H24V141H22ZM35 140V141H34ZM52 140H54V141H52ZM152 140V139H151ZM264 140V139H263ZM15 141L17 142V143H15ZM32 141V142H31ZM37 141V142H36ZM58 141V142H57ZM73 141V142H74ZM198 141V142H197ZM205 141H207V143L205 142ZM219 141H217V142H219ZM255 141V142H254ZM15 143V145H14V143ZM21 142V143H20ZM27 142H31L30 144L28 143V145H29V148L28 149H26V147H28L27 146ZM35 142V143H34ZM44 144H43V143ZM51 142V143H50ZM70 142H71V145H69L70 144ZM94 142H93V144H94ZM97 142V141H96ZM95 142V144L96 145H93L92 144V147L94 148L93 150L95 151V150H98V151H101L102 150V153H105V151H103V148H104V150H106L107 151V145L109 144V142L108 143H106V144H104V145H102L103 144V141L102 142H100V143H102V144H99V143H96ZM147 142H149V139L147 140ZM186 142L189 144V146H188V144L185 146V144H186ZM216 142V141H215ZM215 142H213V143H215ZM216 142V144H219V143H217ZM259 144H258V143ZM262 143H264V141H261ZM50 143V144H49ZM60 143V144H59ZM63 145H62V144ZM67 143V144H66ZM151 143V142H150ZM196 143V144H195ZM222 143V144H221ZM23 144H26V146L25 145H23ZM41 144V145H40ZM78 144V147H80V145ZM174 144H175V146H174ZM226 144V145H225ZM234 144V145H233ZM241 144H242V146H241ZM14 145V146H13ZM32 145V146H31ZM67 145V146H66ZM101 147H100V146ZM223 145L227 148H224L225 149V153H223L224 152V149H223ZM228 145V146H227ZM256 145V146H255ZM0 146V147H1ZM23 146V147H22ZM25 146V147H24ZM38 146L39 147H41V148H38ZM65 146V147H64ZM74 146H76V147H74ZM83 147H84V145H82ZM96 146V147H95ZM105 146H107V147H105ZM122 146V145H121ZM173 146H174V148H173ZM193 146V147H192ZM200 146H201V148H200ZM207 146V147H206ZM255 146V147H254ZM7 147V148H6ZM16 149L17 147H18V149H16L15 150V153L13 154V156L11 155L13 152V149L14 148ZM20 147V148H19ZM35 147V148H34ZM109 147H110V145H109ZM123 148L125 147V145H123L122 146ZM185 147V148H184ZM195 147H197V148H195ZM199 147V148H198ZM218 147L219 148H221V150H218ZM230 147V148H229ZM234 147H236V148H238V149H236V148H234ZM31 148V149H30ZM44 148V150H42ZM45 148H46V150L48 151V152H50V156L49 155H46L48 152L45 150ZM49 148V149H48ZM51 148H52V152H55L54 150H57L58 151V153H60V155H61V157H63V158H61V157H58L59 156V154H57V151L54 153L55 154V156L57 155V157H54V154H52L51 153ZM53 148H54V150H53ZM58 148V149H57ZM82 148V147H81ZM95 148H97V149H95ZM111 148V147H110ZM110 148H108V153L109 152H111L112 150V148L110 149ZM119 148L120 149H122L120 146H119ZM178 148V149H177ZM184 148V149H183ZM234 148V149H233ZM242 148V149H241ZM254 148V149H253ZM21 149V150H20ZM22 149H23V151H22ZM24 149H25V151H24ZM31 151H30V150ZM63 149V150H62ZM101 149V150H100ZM109 149L111 150V151H109ZM172 149V150H171ZM230 149V150H229ZM246 149V150H245ZM19 150V151H18ZM39 150H41V151H39ZM78 151H80L79 149H77ZM76 150V151H77ZM133 150V149H132ZM174 150V151H173ZM207 150V151H206ZM217 150H218V152H217ZM223 150V152H221ZM240 150L242 151V152H240ZM26 151H27V153L28 154H26ZM38 151V152H37ZM64 151V152H63ZM179 151V152H178ZM189 151V152H188ZM209 151V152H208ZM220 151V152H219ZM228 151V152H227ZM7 152H8V154H7ZM9 152H10V154H9ZM24 152H25V154H24ZM133 152V151H132ZM171 152V153H170ZM177 152L179 153V154H177ZM206 152H208V153H206ZM5 153V154H4ZM107 153V152H106ZM106 153H105V155H106ZM107 153V156H109V154ZM135 153H136V151H134V153L132 154V153H130L132 156L133 155H135ZM173 153V154H172ZM176 153V154H175ZM186 153V154H185ZM204 153V154H203ZM228 153H229V155H228ZM244 153V154H243ZM31 154V155H30ZM37 154H38V158H37ZM42 154H43V156H42ZM49 154V153H48ZM66 154V155H65ZM167 154V155H166ZM169 154V155H168ZM171 154H172V156H171ZM183 154V155H182ZM185 154V155H184ZM8 155L10 156V157H13V159H9V157H8ZM18 155V156H17ZM26 155V156H25ZM27 155H29V156H27ZM35 155V156H34ZM44 155H46V156H48V160H47V158H46V156H44ZM53 155V156H52ZM104 155V154H103ZM161 155V154H160ZM178 155V156H177ZM190 155V156H189ZM220 155H223V156H221L220 157ZM235 155H236V157H235ZM238 155V156H237ZM3 156V157H2ZM15 156L17 157V158H15ZM33 156V157H32ZM65 156V157H64ZM168 156V157H167ZM173 156H175V159L177 158V160H175V159H173ZM177 156V157H176ZM188 156V157H187ZM198 156H200V157H198ZM205 156H208L207 158L205 157ZM240 156V157H239ZM5 157V158H4ZM6 157H8L7 159H6ZM23 157H25L24 158V160H23ZM30 157V158H29ZM37 159H36V158ZM45 157V159L43 160V158ZM51 157V158H50ZM54 157V158H53ZM185 159H184V158ZM190 157V158H189ZM218 157V158H217ZM14 158H15V160H14ZM27 158V159H26ZM53 158V159H52ZM58 160V162L60 163H58L57 162V160ZM88 158H89V156H88ZM187 158V159H186ZM213 158H214V155H213ZM212 158V159H213ZM243 158V159H242ZM5 159H6V161L9 159L11 162H13L12 164H11V162H9L8 163V161H7V163L5 162ZM42 159V160H41ZM50 159V160H49ZM52 159V160H51ZM56 161H55V160ZM59 159L61 160V161H59ZM87 159V158H86ZM169 159V160H168ZM170 159H171V161H170ZM199 159H200V161H199ZM236 159V160H235ZM238 159V160H237ZM258 159V160H257ZM4 160V161H3ZM18 162H17V161ZM28 161L27 162V164H25L26 163V161ZM37 160L39 161V162H37ZM48 161V162H46V161ZM204 160V161H205ZM222 160V161H221ZM242 160V161H241ZM21 161V162H20ZM53 161H55L56 162V164H55V162H54V164L56 165H54L52 162ZM86 162V160H83L82 162ZM88 161H90V160H88ZM153 161V160H152ZM172 161H173V163H172ZM181 161V162H180ZM188 161V162H187ZM193 161V162H192ZM197 161V162H196ZM212 161H214V164H215V160L213 159ZM5 162V163H4ZM15 162V163H14ZM16 162H17V164H16ZM23 162V164L21 165V163ZM32 162V163H31ZM42 162V163H41ZM52 163V164H50V163ZM62 162V163H61ZM84 162V163H85ZM178 162H180V163H178ZM216 162V163H217ZM226 162V163H225ZM19 163V164H18ZM33 165V164H35V163H37L36 165H34V167L31 165V164ZM44 163V164H43ZM45 163H46V165H45ZM48 163H49V165H48ZM175 163V164H174ZM183 163V164H182ZM7 164V165H6ZM10 164H11V167H10ZM27 165V166H25V170H27V174L24 172L25 170L23 169L24 168V166L23 165ZM40 164V165H39ZM57 164H59L60 166L58 167L57 166ZM154 164V165H153ZM164 164V165H163ZM169 164V165H168ZM174 164V165H173ZM3 165V166H2ZM4 165H6V166H4ZM18 165V166H17ZM28 165L30 166V167H28ZM51 165H53V166H55V167H53L52 166V168H51ZM148 165V164H147ZM159 165H163V166H159ZM168 165V166H167ZM179 165V166H180ZM185 165V166H184ZM216 165V164H215ZM217 165H218V163H217ZM9 166V167H8ZM20 166V167H19ZM22 166V167H21ZM42 166V167H41ZM51 168H49V167ZM218 166H220V165H218ZM12 167H14V168H12ZM31 167H32V169H31ZM47 167H48V169H47ZM63 167H65V166H63ZM101 167H103V166H101ZM100 167V170L102 169H104V168H101ZM4 168V169H3ZM10 168H12V169H10ZM21 168V169H20ZM43 168H45V170L43 169ZM155 168V167H154ZM164 168V169H163ZM173 168V169H172ZM19 169H20V171H19ZM29 169L31 170V172L29 171ZM41 169V170H40ZM50 169V170H49ZM52 169H54V171L52 170ZM166 169V170H165ZM17 170V171H16ZM38 170H40V171H38ZM116 169H113V170H111L110 172H112L111 174V176H112V178L114 177V179L116 180V179H118V180H122V178H123V180L125 181L126 180V178H127V180H128V178H129V180H130V178H131V175H130V177L129 176H127V175H123L122 176V174H123V172H122V174H120L119 175V173L120 172H118L117 170L115 171ZM171 170H172V174L171 173H169V172H171ZM8 171L10 172L9 173V175L7 174L6 175V173H8ZM33 171H34V173H33ZM37 171V172H36ZM44 171L45 172H47V173H44ZM57 171V170H56ZM123 171H125V170H123ZM20 172V174H18ZM29 172V173H28ZM42 172V173H41ZM114 172V173H113ZM116 172H118V173H116ZM161 172V173H162ZM5 173V174H4ZM13 173V174H12ZM17 175H15V174ZM21 173H23V174H21ZM36 173V174H35ZM40 173V174H39ZM116 173V174H115ZM3 174V175H2ZM34 175V177H33V175ZM42 174H44V175H42ZM46 174H47V176H46ZM50 174H52L53 175V177L50 175ZM125 174V173H124ZM170 174V175H169ZM185 174V173H184ZM15 175V176H14ZM19 175H21V177L19 178ZM31 177H30V176ZM39 175H41V176H39ZM183 175V174H182ZM4 176H6L4 179H3V181H2V178L4 177ZM10 176H11V178H10ZM13 176V177H12ZM29 176V177H28ZM38 176V177H37ZM42 176H43V179H42ZM44 176H45V179L47 178L48 179V181H47V179L46 180H44ZM55 176V177H54ZM118 176V177H117ZM166 176V177H165ZM186 176V175H185ZM182 176L181 177V179H183L184 180V178H186V177H188V176ZM28 177V178H27ZM60 177V178H59ZM116 177V178H115ZM122 177V178H121ZM133 177V176H132ZM176 177V178H175ZM14 178H16L15 179V182L13 183V181H14ZM26 179V180H23V181H21L22 179ZM30 178H31V180H30ZM51 178V179H50ZM54 178V179H53ZM156 178H157V176H156ZM167 178V179H166ZM172 178H174V179H172ZM214 180L212 181V185L213 186H215L216 188H217V190L218 189H221L222 187H224L225 185H226V183L225 184H223L225 181L223 180V179H221V177L219 176V175H217V176H215V177H212ZM6 179V180H5ZM7 179L8 180H12V181H7ZM18 179V180H17ZM53 179V180H52ZM60 179V180H59ZM106 179V178H105ZM104 179V177L102 178V180H104V181H102V182H105L106 180ZM177 179V180H178ZM186 179H188V178H186ZM185 179V180H186ZM197 179H198V177H197ZM28 180H30L29 182H26V181H28ZM33 180V181H32ZM36 180V181H35ZM41 180V181H40ZM50 180V181H49ZM60 181V183H59V181ZM70 180H72V181H70ZM74 180H77V181H75L74 182ZM122 180V181H123ZM26 183H25V182ZM53 181V182H52ZM54 181H56V182H54ZM57 181H58V183H57ZM68 181H70V182H68ZM80 181H82V182H80ZM101 180H99V182H100ZM162 181V182H161ZM215 181V182H214ZM224 181V182H223ZM5 182H7V183H5ZM41 182V184H39ZM43 182V183H42ZM46 182H48V183H46ZM73 182L75 183V184H73ZM214 182V183H213ZM11 183V184H10ZM16 183V184H15ZM19 183V184H18ZM56 183V184H55ZM66 185H65V184ZM71 183V184H70ZM143 184H144V182H142ZM164 183V184H163ZM221 183V184H220ZM234 183V186H233V188H234V191L236 190V186L238 185L237 183H235V182H233ZM9 184V185H8ZM23 184V185H22ZM26 184H30L29 186L28 185H26ZM36 185V186H34V185ZM38 184V185H37ZM48 184H49V186H48ZM66 190H63L62 192V195H65V193L66 194H68V193H70L71 194V196L69 195V197H70V199H69V197L68 196H61L60 198H62V199H60V200H57L58 198H59V196H58V198H56V194L54 195V194H52L53 193V191L55 190V189H57L58 188V190H59V188L61 187L60 185ZM138 184V185H137ZM159 184V185H158ZM163 184V185H162ZM167 184V185H166ZM171 184H173L172 186H170ZM219 184V185H218ZM229 184V183H228ZM235 184H237V185H235ZM5 185L9 188V189H6V187H5ZM10 185H12V186H10ZM13 185H14V187H17V189L16 188H14L13 187ZM18 185H20L19 187H18ZM25 185V186H24ZM54 185V186H53ZM58 187H57V186ZM71 185V186H70ZM189 185V187L187 186L186 188H189V189H191L190 187H191V185L190 184H188ZM231 185H232V183H231ZM30 186H32V187H30ZM129 186V185H128ZM127 186V187H128ZM138 186H140V187H138ZM158 186V187H157ZM161 186V187H160ZM170 186V188H168ZM256 186H258V185H256ZM12 187V189H10ZM26 188V187H28V188H26L25 190L22 188ZM30 187V188H29ZM35 187H36V189H35ZM48 188V190H47V188ZM55 187V188H54ZM61 187V188H62ZM115 187H116V189H115ZM133 187V188H132ZM146 187V188H147ZM203 187V186H202ZM238 187L239 186H237V190H238ZM33 188V189H32ZM40 188H42V189H40ZM45 188V189H44ZM51 188V189H50ZM60 188V189H61ZM71 188V189H70ZM125 188V189H124ZM136 190H135V189ZM141 188V189H140ZM158 188V189H157ZM161 188V189H160ZM185 188V189H186ZM216 188H213V189H215L216 190ZM231 188H232V186H231ZM14 189V190H13ZM30 189V190H29ZM40 189V190H39ZM49 189H50V191H49ZM69 189V190H68ZM114 189V190H113ZM138 189V190H137ZM143 189H144V191H143ZM182 189V188H181ZM188 189V190H189ZM4 190V191H3ZM16 190V191H15ZM21 190H24V192H22ZM31 190H33V191H31ZM47 190V191H46ZM79 190H81V191H79ZM163 190V191H162ZM165 190V191H164ZM168 190V191H167ZM188 190H187V192H188ZM214 190V191H215ZM232 190L233 189H231V192H232ZM7 191H9V193L10 192H12V194H8V192ZM15 191V192H14ZM19 191V192H18ZM26 191V192H25ZM37 191V192H36ZM43 191V192H42ZM57 191V190H56ZM55 191V192H56ZM132 191H133V194H132ZM140 191V192H139ZM167 191V192H166ZM21 192V193H20ZM29 192V193H28ZM44 194V199H42L41 200V196H43V194ZM44 192H46V193H44ZM60 192V191H59ZM59 192H58V194H59ZM106 192V193H105ZM104 193L105 194H107L108 192H110V191H105ZM163 192V193H162ZM186 192V191H185ZM193 192V191H192ZM4 193H6V194H4ZM17 195H16V194ZM18 193H20L21 195L23 194L24 195V193H25V195L23 196V197H21V195H19V197H18ZM34 193V194H33ZM38 193V194H37ZM57 193V192H56ZM61 193V192H60ZM72 193H74L73 191H72ZM91 193V192H90ZM104 193H102V194H98L99 195V197L101 196V195H103ZM122 193H123V195H122ZM136 193L138 194V196L136 195ZM166 193V194H165ZM171 195H170V194ZM177 193H179V195L177 194ZM3 194V195H2ZM27 194V195H26ZM33 194V195H32ZM41 194V195H40ZM47 194V195H46ZM50 194H52V195H54V196H52V198L53 197H55V198H53L52 200H50V199H48L49 197H50ZM86 194V195H85ZM142 194V195H141ZM161 194V195H160ZM12 195V196H11ZM49 195V196H48ZM88 195H90V196H92V197H88ZM97 194H95V196H96ZM125 195V196H124ZM128 195H127V197H128ZM177 195V196H176ZM4 196V197H3ZM94 196V197H95ZM146 196H147V194H146ZM176 196V197H175ZM189 196H190V198H191V200L189 199ZM254 197L253 198H256L255 200L257 201V203H264V192L262 191H259L258 193H256L255 195H253ZM13 197V198H12ZM41 197V198H40ZM66 197H68V199L66 198ZM137 197V198H136ZM160 197V198H159ZM193 197H194V195H193ZM201 197V196H200ZM2 198V199H1ZM8 198H12L11 200H9ZM35 200H34V199ZM65 198V199H64ZM76 198V199H75ZM83 198V199H82ZM87 198V199H86ZM89 198H91V200H89ZM120 198V199H119ZM169 198V199H168ZM187 198H188V200H187ZM14 199V200H13ZM17 199V201L15 202V200ZM19 199H21V201L19 200ZM23 199V200H22ZM25 199V200H24ZM37 199V200H36ZM45 199H47L46 201H45ZM56 199V200H55ZM64 199V200H63ZM82 199V200H81ZM118 199V200H117ZM140 199V200H139ZM142 199V200H141ZM154 199V198H153ZM158 199V200H157ZM177 201H176V200ZM179 199V200H178ZM181 199L183 200V201H181ZM192 199H194V201H196V202H193L192 201ZM239 199V198H238ZM54 200V201H53ZM72 200V201H71ZM73 200H75V202L73 201ZM81 200V201H80ZM86 200V201H85ZM139 201V202H137V201ZM9 201H11L12 203H10ZM30 201H33V202H31L30 203ZM50 201V202H49ZM65 201V203L63 204V202ZM90 201H92V202H90ZM144 201V202H143ZM198 201H200L199 203H205V207H204V205L203 204H199L198 203ZM237 201H239V202H237ZM244 203H243V202ZM255 201V202H256ZM24 202H26V204L25 205H23L24 204ZM29 202V203H28ZM37 202H38V205H37ZM42 202H43V204H42ZM54 202H55V204H54ZM61 203V204H59V206L57 205V203ZM69 202H71V204H69ZM81 202V203H80ZM87 202V203H86ZM115 202V203H114ZM121 202V203H120ZM143 202V203H142ZM172 202H175V203H172ZM186 202V203H185ZM191 202H193V203H191ZM255 202H252L251 203V201L249 202V201H247V203H246V200L244 199V198H241L240 197V200H237V198H236V204L235 205H233L234 203H235V200L233 201V204H230V205H232L230 208V210H232V209H237V207H238V209L237 210H239L240 212H242L243 211V213H240L239 211L235 214L236 216H238V218L236 219V221L234 222V223H232L231 224V226L234 228L236 225V227L238 228V225H239V228H243V227H247V224L249 225V219L246 217H244L245 215H243L244 213H246L245 211H247V214L249 213L248 211H251L252 209H253V206L254 205H257V203H255ZM18 203V204H17ZM34 203V204H33ZM45 203V204H44ZM74 203V204H73ZM77 203H79V204H77ZM117 203H119V204H117ZM126 203V204H125ZM170 203V205L168 206V204ZM179 203H181V204H179ZM189 203V204H188ZM240 203V204H239ZM241 203L243 204V205H241ZM246 203V204H245ZM262 203V204H263ZM9 204V205H8ZM11 204V205H10ZM12 204H14L13 205V207H12ZM23 206H22V205ZM28 204V205H27ZM46 204H49L48 206L46 205ZM68 206H67V205ZM73 204V205H72ZM83 204V206L84 207H86V208H88L87 210H86V208H84L83 206V208L81 207V205ZM97 204V205H96ZM104 204V203H103ZM104 204V205H105ZM116 204V205H115ZM127 204L130 206H127ZM207 204V205H206ZM249 205V204H252L253 206L252 207H250V208H252V209H250L248 206H246L245 207V205ZM20 205V206H19ZM51 205H52V207H51ZM56 205V207H54ZM62 205V206H61ZM63 205H65V206H63ZM75 205H77V207H79V209L78 208H75L74 206ZM86 205V206H85ZM88 205V206H87ZM95 205V206H94ZM155 206V207H153V206ZM175 205L178 207H176L177 208V210H176V208H175ZM199 205H201V206H199ZM202 205H203V208H202ZM9 206V207H8ZM10 206L12 207V208H10ZM31 207V208H27V207ZM35 206V207H34ZM41 206V207H40ZM60 207L59 209H58V207ZM74 208V209H76L75 211H73L74 209L72 208V207ZM100 206V205H99ZM117 206V207H116ZM119 206V207H118ZM122 206V207H121ZM126 206V207H125ZM183 206V207H182ZM184 206H185V209H183L184 208ZM187 206V207H186ZM190 206H193V207H190ZM211 206V207H210ZM234 206H236V207H234ZM244 206V207H243ZM22 207V208H21ZM33 207L36 209V210H34L33 209ZM48 207H50V208H48ZM65 207V209H63ZM68 207H70V208H68ZM113 208V209H109V208ZM153 207V208H152ZM173 207V208H172ZM200 207V208H199ZM220 207V206H219ZM234 207V208H233ZM240 207H243V209L244 210H242V208H240ZM40 208V209H39ZM42 208H45V209H43V210H41ZM47 208V209H46ZM61 208L63 209V211L61 210ZM118 208H120V209H118ZM154 208H156V209H154ZM163 208V210H161ZM211 208V209H210ZM10 211H9V210ZM24 211H23V210ZM48 209H49V211L51 210V212H50V214H49V212H48ZM56 211L57 209V211L55 212L54 210ZM73 209V210H72ZM81 209H84V210H81ZM122 209V210H121ZM125 209V210H124ZM154 209V210H153ZM173 209V210H172ZM205 211H204V210ZM219 209V208H218ZM246 209H249V210H246ZM13 210V211H12ZM21 210H22V212H21ZM26 210V211H25ZM32 210H33V212H32ZM77 210L79 211V212H77ZM85 210H86V213L87 214H85ZM109 210H111L110 212H109ZM121 210V211H120ZM156 210V211H155ZM202 210H203V212H202ZM209 210V211H208ZM213 210V211H212ZM20 213V215H17V214H19L18 212ZM28 211H30V212H28ZM37 211V212H36ZM48 212V213H45V212ZM58 211H62V212H58ZM106 211L107 212H109L110 213V215H112L111 217H110V215H108V214H106ZM129 213H128V212ZM157 211H159V212H157ZM180 211H181V213H180ZM219 211V210H218ZM4 212V213H3ZM5 212H7V214L5 213ZM24 212V213H23ZM41 212V213H40ZM53 212V213H52ZM66 212V213H65ZM74 212V213H73ZM82 212V213H81ZM101 212V211H100ZM122 212H124V213H122ZM127 212V213H126ZM145 212H147V213H145ZM154 212V213H153ZM155 212H156V214H155ZM170 212H174V213H170ZM179 214H178V213ZM185 212V213H184ZM203 214H202V213ZM209 212H210V214H209ZM2 213V214H1ZM13 213V214H12ZM27 213H28V215H27ZM31 213V214H30ZM37 213V214H36ZM39 213V214H38ZM45 213V214H44ZM60 214V217H59V214ZM62 213H63V216H62ZM69 213V214H68ZM73 213V214H72ZM83 213H84V215L85 216H80L81 214L83 215ZM97 213H99V212H97ZM119 213H120V215H119ZM144 213V214H143ZM177 213V214H176ZM200 213V214H199ZM9 214V215H8ZM41 214H44V215H42L41 216ZM49 214V215H48ZM69 215V216H67V215ZM72 214V215H71ZM80 214V215H79ZM90 214V217H88V215ZM104 214V215H103ZM106 214V215H105ZM117 214V215H116ZM209 214V215H208ZM215 214V215H214ZM241 214V215H240ZM8 215V216H7ZM22 215H23V218H22ZM28 217L29 215H31L32 217H34V218H32L31 216H29L28 218H26V216ZM39 215V216H38ZM45 215H48V216H46L45 217ZM53 215V216H52ZM54 215H56V217H59V218H56V217H54ZM66 215V216H65ZM73 215H74V217H73ZM77 215V216H76ZM124 215V216H123ZM126 215V216H125ZM158 215V216H157ZM173 215V216H172ZM177 215V216H176ZM183 215V216H182ZM198 215V216H197ZM200 215H202V216H200ZM35 216H37L36 217V219H35ZM49 216H50V218L52 219H49ZM52 216V217H51ZM71 216H72V218H71ZM93 218H92V217ZM100 216V217H99ZM109 216V218H105V217H108ZM114 216V217H113ZM129 216V217H128ZM142 216V217H141ZM178 216H181V217H178ZM206 216V217H205ZM5 217V218H4ZM22 219H21V218ZM31 217V218H30ZM40 217V219H38ZM45 219H44V218ZM61 217H63V219L61 218ZM69 218V219H65V218ZM77 217V218H76ZM81 217V218H80ZM85 219L86 218V220H84L83 218ZM125 217V218H124ZM173 217V218H172ZM183 217V218H182ZM249 217V216H248ZM2 218V219H1ZM7 218V219H6ZM26 218V219H25ZM56 220H55V219ZM71 218V219H70ZM73 218H76V219H74V220H72ZM80 218V219H79ZM92 218V219H91ZM96 219V220H98V223H96L97 221L96 220H93V219ZM101 218H103V220L101 219ZM114 218V219H113ZM123 218V219H122ZM129 220H128V219ZM152 218V219H151ZM154 218V219H153ZM176 218V219H175ZM181 218V219H180ZM49 221H47V220ZM58 219V220H57ZM89 219V220H88ZM109 219V220H108ZM121 220V221H119V220ZM126 219V220H125ZM142 219V220H141ZM194 219V220H193ZM206 219V220H205ZM248 219V220H247ZM8 222H7V221ZM31 222H30V221ZM32 220H34V221H32ZM60 220V221H59ZM63 220V221H62ZM67 220L69 221V222H67ZM83 220V221H82ZM114 220V221H113ZM135 220V221H134ZM178 220V221H177ZM180 220V221H179ZM199 220V221H198ZM247 220V221H246ZM18 221V222H17ZM23 221H27V222H23ZM66 223H65V222ZM76 222V223H79V225H77L76 223H74V222ZM78 221V222H77ZM80 221V222H79ZM82 221V222H81ZM88 221V222H87ZM93 221V222H92ZM109 221V223H107V222ZM138 221V222H137ZM183 223H182V222ZM196 221V222H195ZM20 222V223H19ZM46 222V223H45ZM49 224H48V223ZM56 224V225H54V223ZM84 222H87V223H84ZM113 222V223H112ZM116 222V223H115ZM128 222H130V224L128 223ZM142 222V223H141ZM177 222H179V223H177ZM199 222V223H198ZM248 222V223H247ZM24 223V224H23ZM29 223V224H28ZM41 223V224H40ZM51 223V224H50ZM61 223H65L66 225H68L69 223H70V225L69 226H67L66 227V225L65 224H61ZM68 223V224H67ZM74 223V225H72L71 226V224H73ZM103 223V224H102ZM105 223V224H104ZM120 223H122L121 225H120ZM126 223H128V225L126 224ZM148 223H149V226H147L148 225ZM173 223H175V224H173ZM200 223H202V224H200ZM245 223H247V224H245ZM28 225V226H26V225ZM46 224V225H45ZM48 224V225H47ZM58 224H60V225H58ZM83 224H84V226H86V229H85V227L83 226ZM108 224H110V225H108ZM113 224V225H112ZM114 224H116V226L114 225ZM138 224V225H137ZM142 224V225H141ZM145 224V225H144ZM242 224H244V226L242 225ZM14 225V226H13ZM44 225V226H43ZM52 225V226H51ZM58 225V226H57ZM65 225V226H64ZM120 225V226H119ZM172 225V226H171ZM18 226V227H17ZM24 226V227H23ZM39 226H41V227H39ZM50 226V227H49ZM106 226H107V228H106ZM108 226H110V227H108ZM129 226V227H128ZM138 226V227H137ZM141 226H143V227H145L146 228V231L145 230H143V228L141 227ZM147 226V227H146ZM13 227V228H12ZM23 227V228H22ZM31 227V228H30ZM33 227V228H32ZM45 227V228H44ZM48 227V228H47ZM60 227V228H59ZM65 229H64V228ZM70 227H71V229H70ZM76 228V230H73V228ZM81 227V228H80ZM83 227V228H82ZM94 227H95V229H94ZM102 227V228H101ZM112 227V228H111ZM121 227V228H120ZM140 227H141V229H140ZM178 227H181V229L179 228V230H178ZM200 227V228H199ZM231 227V228H232ZM2 228V229H1ZM12 228V229H11ZM20 228V229H19ZM49 228H50V230H49ZM52 228V229H51ZM54 228V229H53ZM106 228V229H105ZM109 228V229H108ZM126 228V229H125ZM144 228V229H145ZM147 228H149V231L150 232H152L151 234H150V232H148V229ZM32 229V230H31ZM35 229V230H34ZM39 229V230H38ZM45 229V230H44ZM55 229H57V231L55 230ZM59 229V230H58ZM63 229V232H65V233H68V236H69V239H68V237H67V234H63V232L61 231ZM78 229H79V231H78ZM82 229H84L83 231H82ZM100 230V235L98 234V232L97 231H99ZM105 229V230H104ZM114 229V230H113ZM137 229V230H136ZM140 229V230H139ZM154 229V230H153ZM202 229V230H201ZM264 229V228H263ZM4 230V231H3ZM9 230V231H8ZM30 230V231H29ZM36 230H37V232H36ZM52 230V231H51ZM65 230V231H64ZM68 230V231H67ZM70 230V231H69ZM108 230V231H107ZM119 230H121V231H119ZM127 230H129V231H127ZM157 230V231H156ZM198 230H200V231H198ZM262 230V229H261ZM8 231V232H7ZM26 231V232H25ZM27 231H28V233H27ZM76 231V232H75ZM85 231V232H84ZM90 232V233H88V232ZM104 231V232H103ZM111 231V233H109ZM124 231V232H123ZM136 231V232H135ZM145 231V232H144ZM156 231V232H155ZM60 232V233H59ZM61 232H62V234H61ZM75 232V234H73L72 235V233H74ZM78 232V233H77ZM95 232H97V234L95 233ZM115 232V233H114ZM132 232V233H131ZM147 232V233H146ZM199 232V233H198ZM261 232V231H260ZM260 232L258 233V235H260ZM264 230H262V233H261V235H264ZM3 233V234H2ZM11 233H12V235H11ZM34 233V234H33ZM46 233V234H45ZM51 233V235H49ZM71 233V234H70ZM87 233V235H85ZM108 233H109V236H108ZM127 233V234H126ZM130 233V234H129ZM148 233H149V235H148ZM54 234V235H53ZM70 234V235H69ZM80 234V235H79ZM89 234H90V236H89ZM96 234V235H95ZM105 234V235H104ZM113 234V235H112ZM3 235V236H2ZM7 235H8V237H7ZM14 235V236H13ZM24 235V236H23ZM26 235V236H25ZM66 236V238H65V236ZM77 235V236H76ZM81 235L83 236V237H81ZM95 235V236H94ZM118 235V236H117ZM147 235V236H146ZM22 236V237H21ZM54 236L56 237V239L54 238ZM62 236V237H61ZM71 236V237H70ZM75 236V237H74ZM87 237L86 238V240H85V238L84 237ZM97 236V237H96ZM108 236V237H107ZM110 236H111V239L112 240H110ZM117 236V237H116ZM134 236V237H133ZM12 239H11V238ZM79 237H80V239H79ZM96 237V238H95ZM107 237V238H106ZM113 237H116L115 239L113 238ZM121 237V238H120ZM128 237V238H127ZM244 237H246V234L244 235ZM4 238H6L5 239V241H4ZM45 238V239H44ZM70 238H73V239H70ZM124 238V239H123ZM168 238H170V239H168ZM240 238H242V241H240L241 239ZM28 239V240H27ZM51 239V241L49 242V240ZM54 239V240H53ZM63 239V240H62ZM68 239V240H67ZM104 239H106V241L104 240ZM107 239H108V241H107ZM121 239V240H120ZM123 239V240H122ZM229 239H231L232 240V243H235L236 242V244H235V251H234V253H233V256H234V261H232L231 262V260H232V258H233V256H232V258H231V260H230V262L228 261V260H225L224 262L223 261H221V260H224V259H221V257L223 256V258H224V253H225V255H226V248L224 247V245H225V243L229 240ZM10 240V241H9ZM19 240V241H18ZM22 240V241H21ZM64 240H66V242L64 241ZM75 240V241H74ZM81 240V241H80ZM82 240H83V242H82ZM85 240V241H84ZM95 240H96V242H95ZM104 240V241H103ZM117 240V241H116ZM168 240V241H167ZM240 242H239V241ZM16 241V242H15ZM32 241V242H31ZM69 241V242H68ZM86 241L88 242V243H86ZM98 241V242H97ZM102 241V242H101ZM110 241H113V242H110ZM120 241V242H119ZM14 242V243H13ZM31 242V243H30ZM36 242V243H35ZM57 242V243H56ZM65 242V243H64ZM81 242V243H80ZM96 244H94V243ZM100 242H101V244H100ZM123 242H125V243H123ZM154 242V243H153ZM239 242V244L237 245V243ZM12 243V244H11ZM33 243V244H32ZM38 243H40L39 245H38ZM74 243V244H73ZM80 243V244H79ZM103 243V244H102ZM113 243V244H112ZM115 243V244H114ZM149 243V244H148ZM176 243V244H175ZM76 244V245H75ZM98 244H100V245H98ZM124 244V245H123ZM145 246H144V245ZM153 244H155V246L153 245ZM243 244V243H242ZM9 245V246H8ZM37 245V246H36ZM49 245V246H48ZM68 245V246H67ZM81 245V246H80ZM87 245V246H86ZM91 245V246H90ZM95 245V246H94ZM108 245V246H107ZM120 246V248L118 247V246ZM135 245V246H134ZM149 245V246H148ZM153 245V248H151V246ZM237 245V246H236ZM24 246V247H23ZM56 246V247H55ZM60 246V247H59ZM76 246V247H75ZM80 246V247H79ZM85 246H86V248H85ZM111 246V247H110ZM116 246H117V248H116ZM125 246V247H124ZM127 246V247H126ZM130 246V247H129ZM136 246H137V248L139 249H137L136 248ZM148 246V247H147ZM159 248H158V247ZM161 246V247H160ZM179 246V247H178ZM46 247V248H45ZM53 247H54V249H53ZM66 247V248H65ZM72 247V248H71ZM78 247H79V249H78ZM96 247V248H95ZM108 247H109V249H108ZM135 247V248H134ZM142 249H141V248ZM248 247H250V246H248ZM251 247H254V246H251ZM6 248V249H5ZM37 248H39V249H37ZM68 248V249H67ZM91 248V249H90ZM101 248V249H100ZM114 248V249H113ZM125 248V249H124ZM129 248V249H128ZM150 248H151V250L153 249V250H157L156 248H158V251H160L159 253H157L156 251H154V256L156 257V253H157V258H158V262H156V258H154V256H152L153 254H151V251H150ZM234 248V247H233ZM242 248V249H241ZM35 251H34V250ZM48 249V250H47ZM71 249V250H70ZM81 249V250H80ZM87 249H88V251H87ZM100 249V250H99ZM105 251H104V250ZM112 249H113V251H112ZM146 249H147V251L149 252H147L146 251ZM254 249H255V251H254ZM5 250V251H4ZM11 250V251H10ZM20 250V251H19ZM40 250H41V252H40ZM83 250V251H82ZM94 250H96L95 252L96 253H94ZM98 250V251H97ZM102 250V251H101ZM123 250V251H122ZM137 250V251H136ZM181 250V251H180ZM191 250V251H190ZM225 250V251H224ZM238 250V251H237ZM1 251L3 252V254L1 253ZM15 251V253H14V255H13V253L12 252H14ZM67 251H69V252H67ZM109 251V252H108ZM142 251V252H141ZM145 251L147 252L146 254H143V253H145ZM180 251V252H179ZM189 253H188V252ZM253 251H254V253H253ZM10 253V255H11V257H9L7 254H9ZM59 252V253H58ZM63 252V253H62ZM91 252V253H90ZM100 252V253H99ZM118 252V253H117ZM178 252V253H177ZM184 254H183V253ZM49 253H50V255H49ZM71 253V254H70ZM78 253H79V255H78ZM104 253V254H103ZM106 253V254H105ZM116 253V254H115ZM122 253V254H121ZM130 253V255H128ZM132 253V254H131ZM138 253V254H137ZM141 253V254H140ZM152 253H153V251H152ZM181 253V254H180ZM62 254H64V255H62ZM83 256H82V255ZM100 254V255H99ZM114 254H115V256H114ZM143 254V255H142ZM183 254V255H182ZM190 254V255H189ZM251 254V253H250ZM57 255V256H56ZM68 255V256H67ZM81 255V256H80ZM87 255V256H86ZM102 255V256H101ZM123 255H125L123 258H122V256ZM139 255H142V256H139ZM144 255H146L148 258H145V256ZM149 255H151V256H149ZM162 255V256H161ZM202 255V256H201ZM219 255L221 256V257H219ZM33 256V257H32ZM36 256H37V258H36ZM41 257V258H39V257ZM45 256V257H44ZM49 256V257H48ZM61 256V257H60ZM70 256V259L68 258ZM72 256H75V258L74 257H72ZM94 256V257H93ZM128 256H131V257H128ZM142 257L143 258V260H141L142 258H139V257ZM178 256H180V257H178ZM182 256V257H181ZM28 257V258H27ZM74 258V259H72V258ZM114 259H113V258ZM136 257H138V259L136 258ZM152 259H154V261L152 260H150L151 258ZM159 257H162L161 259L162 260H160V258ZM215 257V258H214ZM252 257H255V258H257V259H253ZM5 258H7V259H5ZM11 258V259H10ZM45 258V259H44ZM46 258H48V259H46ZM97 258V259H96ZM112 258V259H111ZM121 258H122V260L123 261H121ZM127 258V259H126ZM132 258V259H131ZM148 259V260H145V259ZM163 258H164V260H163ZM192 258V259H191ZM194 258V259H193ZM220 259V261L219 262H221V263H219L216 259ZM236 258V259H235ZM15 261H14V260ZM39 259V260H38ZM51 259V260H50ZM54 259V260H53ZM57 259V260H56ZM64 259H65V261L66 262H68V263H66L65 261H64ZM74 260L73 262H72V260ZM78 259V260H77ZM129 259V260H128ZM218 259V260H219ZM238 259V261H236ZM4 260V261H3ZM7 260V261H6ZM12 260V261H11ZM23 260V261H22ZM45 260V261H44ZM47 260V261H46ZM50 260V261H49ZM63 260V261H62ZM95 260V261H94ZM106 261V263H105V261ZM109 260V261H108ZM114 260V261H113ZM134 260V261H133ZM141 260V261H140ZM175 260V261H174ZM177 260H178V262H177ZM200 260V261H199ZM216 260V261H215ZM2 261H3V263H2ZM9 261V262H8ZM13 261H14V263H13ZM21 261V262H20ZM55 261V262H54ZM85 261V262H84ZM213 261V263H211ZM229 262V263H225V262ZM240 261H241V263H240ZM246 261H247V263H246ZM249 261V262H248ZM255 261V262H254ZM5 262V263H4ZM12 262V263H11ZM48 262V263H47ZM84 262V263H83ZM93 262V263H92ZM109 262V263H108ZM113 262V263H112ZM121 262V263H120ZM128 262V263H127ZM142 262V263H141ZM151 262V263H150ZM167 262H169V263H167ZM218 262V263H217ZM223 262V263H222Z\"/></svg>",
	"mask_w": 264,
	"mask_h": 264
},
{
	"label": "bare ground",
	"instance_id": "6f19581e",
	"mask_svg": "<svg viewBox=\"0 0 264 264\" xmlns=\"http://www.w3.org/2000/svg\"><path fill=\"white\" fill-rule=\"evenodd\" d=\"M1 1V0H0ZM20 1H22V2H25V6H23V12H26V11H28V12H32L34 15H36L38 18H43L42 19V21H44V18H45V16H43V17H39V16H42V13L44 12V11H46V7H47V11L48 12H53V10H55V8L59 5V2H57L58 4H56L55 5V8L54 9H52L51 10V8H48V7H51V6H49L48 5V3H50L48 0V2H40V3H36V4H34L33 2V4H32V6H29V8H28V3H27V1L28 0H20ZM39 0H37L36 2H38ZM51 1V0H50ZM56 0H52L51 1V3L52 2H54V3H56L55 2ZM62 2L61 3H65V5L64 4H62V6L60 5V7H62V8H60V9H64V10H59V11H61L60 13H59V11H58V13L59 14H62V12L63 13H67L68 11L70 12V10L72 9V8H75V5L78 3V1L77 0H69L70 2L71 1H73V4L71 5V3L69 2V1H63V0H61ZM74 1H77V3L75 4L74 3ZM197 1V0H196ZM195 0H80L79 2V4L80 5H82L83 6V10H82V8H81V6L78 4L77 6H80L79 8L77 7V8H75V9H72L73 11L74 10H82V11H84V16L83 17H79V19H75V18H78L77 17V15H75V18H73L72 17V19H70L69 21H68V24L67 25H73V27H74V25L75 26H77V28H79V30H80V28H87V29H89V28H91V29H99V30H101L100 28H109L110 30H112L113 31V29L115 30V32H117V29L119 30L118 32H121V30L120 29H123L124 27L125 28H127V27H130V26H140V27H149V29L151 28L152 30H153V27L154 28H156L157 30H159V33L161 32V33H163L164 32V30L165 31H168V29H172L173 30V28H178L177 30L179 31L180 29H181V25H182V23H184V21H186V22H188V19H184V20H182V18H178V16H176V14H177V12H179V11H184V10H187V12H189L190 10L192 11V12H195V11H193V10H197V9H194V8H196V6H198L199 5V3H198V5H196L197 4V2H196ZM204 1H206V0H204ZM208 2H209V0H207ZM212 1V0H211ZM218 1V0H217ZM251 1V0H250ZM259 1V0H258ZM260 1H262V0H260ZM259 1V3H262V4H264L263 2H260ZM15 2V1H14ZM66 2H69L70 3V7H67V3ZM207 2V3H208ZM247 3V2H249V1H243V3ZM253 2V1H252ZM19 3V1L17 2V4ZM60 3V4H61ZM207 3H206V5H207ZM212 3V2H211ZM242 3V4H243ZM245 3V4H246ZM254 4H252L253 5V7L256 9L258 6L256 5L258 2L256 1V4H255V1L253 2ZM3 4V3H2ZM6 4H9V6H10V4H11V0H10V3L8 2V3H5V5ZM200 4H202V3H200ZM210 4V3H209ZM213 4H214V2H213ZM215 4H216V2H215ZM214 4V5H215ZM250 5H248V4H246V5H248L249 7L251 6V3H249ZM12 5V4H11ZM22 5V4H21ZM63 5L65 6V8L63 7ZM203 5V4H202ZM205 5V4H204ZM203 5V6H204ZM205 5V6H206ZM214 5H213V7H214ZM254 5H256L257 7H255ZM260 5V4H259ZM13 6V5H12ZM15 6H17L16 4H15ZM14 6V7H15ZM53 7H54V5H52ZM199 6H201V5H199ZM207 6H209V5H207ZM206 6V7H207ZM217 6V5H216ZM215 6V7H216ZM243 7L245 6L244 4L242 5ZM246 7V9L244 10H242V11H244V13L248 10V12L246 13V15L249 13V7ZM264 6V5H263ZM262 6V7H263ZM0 7H3V6H1V3H0ZM5 8L7 7V6H4ZM211 7H212V4H211ZM212 7V8H213ZM252 7V8H253ZM9 8V7H8ZM8 8H6V9H8ZM16 8H18V7H16ZM21 8V7H20ZM201 8V7H200ZM203 8V7H202ZM212 8H210V6L208 7V8H206L205 9V7L203 8V11L201 12V10L199 11V12H201L202 13V16H200V13L198 12V15H199V17H200V19L202 18V19H204V20H206V23H207V21L209 20V19H211V17L212 16H214V15H216L215 13L211 16V10H212ZM217 8V7H216ZM248 8V9H247ZM259 8V7H258ZM258 8H257V12H258ZM261 8V7H260ZM264 8V7H263ZM5 9V10H6ZM57 9V8H56ZM66 9V10H65ZM182 9H184V10H182ZM205 9V10H204ZM209 9H211V10H209ZM0 10H1V8H0ZM4 10V11H5ZM51 10V11H50ZM58 10V9H57ZM57 10H55V11H57ZM71 10V11H72ZM78 10V11H79ZM213 10H214V8H213ZM12 11V10H11ZM14 11H15V8H14ZM13 11V12H14ZM18 11V10H17ZM54 11V12H55ZM208 11H210V12H208ZM12 12V13H13ZM19 12V11H18ZM47 12V13H48ZM52 12L50 13V15L52 14ZM53 12V13H54ZM69 12L67 13V15L69 14ZM186 12V11H185ZM184 12V13H185ZM186 12V13H187ZM191 12V13H192ZM213 12H215V11H213ZM251 12H253V14L255 13L254 12V9H253V11H252V9H251V11H250V16H253V14L251 13ZM264 12V11H263ZM27 13V12H26ZM58 13L56 14L57 16H58ZM65 13V14H66ZM75 13H77V12H75ZM74 12H73V14H75ZM6 14V13H5ZM65 14H63V15H61L63 18H65L64 17V15ZM71 14V13H70ZM30 15V14H29ZM34 15H32V18H34L35 16ZM44 15V14H43ZM49 15V14H48ZM55 15V14H54ZM53 15V16H54ZM82 15V14H81ZM20 16H21V13H20ZM34 16V17H33ZM52 16V15H51ZM52 16V17H53ZM56 16V17H57ZM61 16H60V19H61ZM70 16H72V15H70ZM190 16H192V15H190ZM195 16V15H194ZM250 16H249V18H250ZM24 17H25V15H24ZM28 17V16H27ZM37 17H35L34 18V22H36L35 20H38V23H39V19L37 18ZM55 17V16H54ZM54 17H53V20H54ZM55 17V18H56ZM37 18V19H36ZM49 18H51V17H49ZM71 18V17H70ZM190 18V17H189ZM192 18H194V17H191L190 19L192 20ZM208 18V19H207ZM1 20H2V18H0ZM189 19V20H190ZM45 20H47L48 21V16H47V18L45 19ZM51 20V19H50ZM49 21L50 23H55L54 21ZM55 20H57L58 22L59 21H61V20H59V19H55ZM64 20V19H63ZM77 20V21H76ZM183 22H182V21ZM194 20V19H193ZM192 20V21H193ZM211 20H213V19H211ZM30 21V20H29ZM46 21V22H47ZM56 21V22H57ZM201 21V20H200ZM41 22V21H40ZM48 22V23H49ZM71 24H70V23ZM186 22L184 23V24H186ZM190 22V21H189ZM204 21L202 20V23H201V27H199V25H198V29L201 31L204 27H203V25L205 24V22L203 23ZM27 23H28V20H27ZM44 22H42V24H43ZM191 23V22H190ZM264 21L261 23L260 22V25L262 24L263 25V27L262 28H260V29H258V31L259 32H262L263 30H264ZM1 24H2V21H1ZM4 24V23H3ZM29 24H31V23H29ZM34 24V23H33ZM47 24V23H46ZM56 24V23H55ZM60 24V23H59ZM58 24V25H59ZM66 24V23H65ZM208 24V23H207ZM206 24V25H207ZM215 23H214V21H212V28L214 29V27H213V25H214ZM258 24V23H257ZM9 25H11V24H9ZM53 25V24H52ZM51 25V26H52ZM62 25V24H61ZM71 25V26H72ZM186 25H189L188 23L186 24ZM206 25H205V29L206 28H208V26H209V24H208V26L206 27ZM261 25V26H262ZM1 26V25H0ZM4 26V25H3ZM2 26V27H3ZM7 26V25H6ZM28 26V25H27ZM27 26H25V27H27ZM32 26H34V25H31V27ZM35 26H37L38 27V25H35ZM48 26V25H47ZM50 25L48 26V27H51ZM57 26V25H56ZM66 26V25H65ZM78 26H81V27H78ZM18 27V26H17ZM29 27H30V25H29ZM179 27H180V29H179ZM187 27V26H186ZM188 27H190V26H188ZM203 27V28H202ZM216 27V26H215ZM252 27H253V25H252ZM251 27V28H252ZM255 27H257V26H255ZM255 27L252 29L254 32H255V30L259 27H257L256 29H255ZM9 28V27H8ZM7 28V29H8ZM12 28V27H11ZM11 28H10V30H11ZM33 28V27H32ZM39 28V27H38ZM60 28V27H59ZM250 28V27H249ZM6 29V28H5ZM41 29H42V27H41ZM52 29V28H51ZM56 29V28H55ZM63 29H64V27H63ZM76 29V27H74V29L73 30H75ZM86 29V30H87ZM148 29V28H147ZM156 29H154V30H156ZM170 29V30H171ZM184 29V27L181 29V30H183ZM197 31H199L197 28H195ZM194 29V30H195ZM209 29V28H208ZM217 28H215V30H216ZM255 29V30H254ZM32 30V29H31ZM34 30V29H33ZM94 30H92V31H94ZM196 30L194 31V33L196 32ZM249 30V29H248ZM251 29L249 30V32L247 31V34L249 35L248 37H250V38H252V37H254L252 34L254 33L253 31H252ZM0 31H1V28H0ZM3 31V30H2ZM7 31V30H6ZM39 31V30H38ZM47 31H51V30H47ZM54 31H57V30H54ZM97 31V30H96ZM163 31V32H162ZM203 31V30H202ZM204 31H206V30H204ZM209 31H211V30H209ZM214 31V30H213ZM213 31H212V33H213ZM222 31V30H221ZM221 31H219V32H221ZM12 32V31H11ZM16 32V31H15ZM43 32V31H42ZM53 32V31H52ZM52 32H51V34H52ZM58 32V31H57ZM62 32V31H61ZM65 32V31H64ZM95 32V31H94ZM110 32V31H109ZM114 32V31H113ZM158 32V31H157ZM180 32H182V31H180ZM184 32H185V29H184ZM207 32H208V30H207ZM207 32H204V33H207ZM216 32H218V31H216ZM215 33V34H220V33ZM223 32V31H222ZM221 32V33H222ZM253 32V33H252ZM256 32H257V30H256ZM255 32V33H256ZM259 32H257V33H259ZM264 32V31H263ZM1 33H3V32H1ZM4 33H5V31H4ZM8 33V32H7ZM19 33V32H18ZM17 33V34H18ZM45 33V32H44ZM158 33V35H160L161 36V33L159 34ZM198 33V32H197ZM199 33H201V32H199ZM203 33V32H202ZM201 33V34H202ZM208 33H210V34H208V37L210 36V38L213 40V37H212V35H214V33L212 34L211 32H208ZM10 34V33H9ZM41 34V33H40ZM39 34V35H40ZM59 34V33H58ZM200 34V35H201ZM0 35H2V34H0ZM8 35V34H7ZM6 35V36H7ZM14 35V34H13ZM19 35V34H18ZM55 35V34H54ZM157 35V36H158ZM195 35H199V34H195ZM221 35V34H220ZM224 34L222 33V35H221V39H222V36H223ZM9 36V35H8ZM44 36V35H43ZM47 36H48V33H47ZM50 36V35H49ZM112 36V35H111ZM110 36V37H111ZM114 36V35H113ZM112 36V37H113ZM205 36V35H204ZM204 36L203 35H201L200 37H202V38H204ZM219 35H217V37H218ZM225 36V35H224ZM252 36V37H251ZM256 36V35H255ZM3 37V36H2ZM35 37V36H34ZM41 37V36H40ZM51 37V36H50ZM111 37V39H112V41H111V43L113 42H115V41H113V38ZM162 37V36H161ZM206 37H207V34H206ZM205 37V38H206ZM208 37L206 38V39H208ZM214 37H215V35H214ZM216 37V38H217ZM8 38V37H7ZM48 38V37H47ZM109 38V37H108ZM158 38H160V37H158ZM225 38V37H224ZM224 38H223V42H224ZM226 38H227V36H226ZM226 38H225V40H226ZM18 39V38H17ZM34 39V38H33ZM39 39V38H38ZM110 39V40H111ZM115 40H116V38H114ZM206 39H204V41H206ZM218 39V38H217ZM221 39H220V41H217V42H222L221 41ZM237 39L238 38H236V41H237ZM0 40H2L3 41V39H0ZM19 40V39H18ZM32 40V39H31ZM46 40H48V39H46ZM109 40V41H110ZM203 40V39H202ZM201 40V41H202ZM228 40V39H227ZM240 40V39H239ZM238 40V41H239ZM259 40V39H258ZM1 41V43H3ZM9 41H11V40H9L8 39V42ZM29 41V40H28ZM108 41V42H109ZM203 41V42H204ZM211 41V40H210ZM229 41V40H228ZM227 41V42H228ZM237 41V42H238ZM254 41H257V40H254ZM252 42L251 40L249 41V43H248V45L247 44H245V45H247V46H249L248 47V51L250 52V65H251V67L250 68H252V69H254L255 71H256V73H257V76H258V73H259V75L261 74V75H263L264 76V59L263 60H261V61H259L256 57H257V53H256V49H257V47H258V43L257 42ZM264 41V40H263ZM262 41V42H263ZM4 42H5V40H4ZM12 42V41H11ZM42 42V41H41ZM208 42H209V40H208ZM211 42H213V44L211 43ZM210 43L211 44H209V45H211V48H209L210 46L208 45V44H206V45H208L207 47H206V45H203V46H205V48H206V50L205 49H203V51H204V53H205V57L207 58V57H209V59H221L222 58V61L221 62H223L224 60H223V58L225 57V55H231L230 53H228V54H225V55H223L222 53H226L227 52V50L226 51H224V52H222V53H220V52H216V50L215 51H213L214 49V46L213 45H215V43H214V40L213 41H211ZM216 42V44H218ZM259 42H260V40H259ZM17 43V42H16ZM19 43V42H18ZM38 43H40V42H38ZM110 43V42H109ZM111 43L109 44L110 45V48H111V50H110V48L108 49V55H109V57H108V59L105 57L104 59H107L106 61L107 62H115V61H117V60H111V61H109L110 59H111V56H112V59L113 58H123L124 59V57L123 56H127L126 54H123V53H121L120 51L119 52H116V50L114 51V49H113V47L115 46V45H113V43H112V45H113V47H111L112 45H111ZM205 43V42H204ZM229 43V42H228ZM264 43V42H263ZM37 44V43H36ZM114 44H116V42L114 43ZM118 44V43H117ZM116 44V46H118ZM221 44H223V43H221ZM230 44H231V41H230ZM230 44H228V45H230ZM17 45V44H16ZM26 45H27V43H26ZM32 45H34V44H32ZM105 45V44H104ZM201 45H202V42H201ZM227 45V46H228ZM244 45V48H246V49H244L246 52H247V47ZM107 46V45H106ZM38 47V46H37ZM42 47L43 46H41V49L40 50H42L43 51V49H42ZM46 47V46H45ZM47 47H48V45H47ZM105 47V46H104ZM103 47V49H106V48H104ZM213 47V48H212ZM217 47V46H216ZM218 47L219 48H221V47H223V48H227V47H225V45H223V46H220V45H218ZM229 47V46H228ZM27 48H28V45H27ZM26 48V49H27ZM31 48H33V47H31ZM35 48H36V46H35ZM49 48V47H48ZM204 48V47H203ZM207 48H209V49H207ZM223 48H221V50L223 49ZM28 49H30V48H28ZM45 49V48H44ZM53 49V48H52ZM51 49V50H52ZM12 50V49H11ZM11 50H10V52H11ZM36 50V49H35ZM35 50H34V52H35ZM39 50V51H40ZM48 50H50V49H48ZM110 50V51H109ZM224 50V49H223ZM222 50V51H223ZM244 50L242 51V52H244ZM201 51H202V49H201ZM203 51H202V53H203ZM220 51V50H219ZM228 51H230V50H228ZM1 52V51H0ZM29 52V51H28ZM50 52V51H49ZM52 52V51H51ZM239 52V51H238ZM6 53V52H5ZM8 53V52H7ZM16 53H17V51H16ZM40 53L41 52H39V54L38 55H40ZM43 53H44V51H43ZM182 53V52H181ZM234 53V52H233ZM241 53V52H240ZM3 54V53H2ZM11 54V53H10ZM29 54V53H28ZM183 54V53H182ZM235 54V53H234ZM233 54V55H234ZM237 54V53H236ZM236 54L234 55V58H233V55H231L230 56V59L233 61V60H235V63H237V59H238V57L240 58L241 56H243L244 54L246 55V53H244V54H242V55H240V56H238V54H237V57H236ZM249 54V53H248ZM247 54V55H248ZM30 55H32L31 54V52H30ZM37 55V54H36ZM48 55V54H47ZM50 55V54H49ZM130 55L131 54H128V56L127 57H125V58H127V62H128V60H129V58H130ZM204 55V54H203ZM207 55V56H206ZM1 56V55H0ZM5 56H7L6 54H5ZM15 56V55H14ZM41 56V55H40ZM39 56V57H40ZM42 56H43V54H42ZM52 56V55H51ZM71 56V55H70ZM107 56V55H106ZM118 56V57H117ZM228 56V57H229ZM3 57V56H2ZM16 57V56H15ZM19 57V56H18ZM26 57V56H25ZM28 57V56H27ZM32 57V56H31ZM34 58L36 57V56H33ZM47 57V56H46ZM50 57V56H49ZM183 57H185V56H183ZM232 57V58H231ZM245 57V56H244ZM17 58V57H16ZM15 58V59H16ZM29 58V60H31V58L30 57H28ZM131 58H132V60H131ZM130 58V63L131 62H133L132 64H136V62L134 63V57H133V54H132V57ZM179 58H181V57H179ZM248 58V57H247ZM2 59V58H1ZM51 59V58H50ZM80 59V58H79ZM225 59V58H224ZM228 59V61H229V58H227ZM227 59H225V60H227ZM25 60V59H24ZM103 60V59H102ZM101 60V61H102ZM126 60V59H125ZM182 60H183V58H182ZM237 60V61H236ZM124 61V60H123ZM209 61V60H208ZM211 61H213V60H211ZM210 61V62H211ZM214 61H216V63H217V61L218 60H214ZM14 62V61H13ZM22 62V61H21ZM28 64H29V62L28 61H26ZM26 62H24V63H26ZM36 62V61H35ZM41 61H37V65H38V63H40ZM120 62H121V64H122V61L120 60ZM119 62V63H120ZM218 62H220V60L218 61ZM18 63H20L19 61H18ZM23 63V62H22ZM23 63V64H24ZM41 63H44V62H41ZM77 63V62H76ZM105 63V62H104ZM116 63V62H115ZM184 63V62H183ZM214 63V62H213ZM212 63V64H213ZM229 63H230V61H229ZM27 64V65H28ZM49 64V63H48ZM74 64V63H73ZM112 64V65H111ZM114 63H110V65L111 66H114L115 67V65H113ZM116 64H118V62L116 63ZM124 64V63H123ZM122 64V65H123ZM131 64V65H132ZM211 64V65H212ZM215 64V63H214ZM213 64V65H214ZM227 64H228V62H227ZM226 63H225V65H227ZM246 64H248V63H246ZM19 65V64H18ZM30 65V64H29ZM32 65H34V66H32ZM104 65H106V64H104ZM181 65H182V63H181ZM224 65V64H223ZM13 66H15V65H13ZM20 66H22V65H20ZM40 66V65H39ZM39 66H37L38 68H40ZM44 66V65H43ZM43 66H41V67H43ZM110 66V67H111ZM215 66V65H214ZM214 66H212V67H214ZM36 68L37 69V67H36V64H34V61H32V64H31V66L30 67H28V69L30 68H32L31 70H33L34 68ZM50 67V66H49ZM106 67V66H105ZM119 67V66H118ZM183 67V66H182ZM245 67H246V65H245ZM247 67H248V65H247ZM12 68H14V67H12ZM18 68H19V66H18ZM17 68V69H18ZM46 68H47V65H46ZM121 69H122V67H120ZM183 68H185V67H183ZM183 68L181 69V67H180V70H182L183 71ZM21 69H22V67H21ZM45 69V68H44ZM51 69V68H50ZM107 69H108V67H107ZM215 69V68H214ZM247 69V68H246ZM12 70V69H11ZM26 70H27V68H26ZM35 70V69H34ZM41 70V69H40ZM47 70V73H48V69H46ZM109 70V69H108ZM111 70V69H110ZM109 70V71H110ZM112 70H114V69H112ZM211 70H213L212 68H211ZM243 70V72L245 71L244 69H242ZM22 71V70H21ZM21 71H19L18 70V72H17V75H19L18 73H20ZM28 71H30V70H28ZM36 71V70H35ZM34 71V72H35ZM43 71V70H42ZM41 71V72H42ZM248 72L250 71V69L249 70H247ZM255 71H254V73H255ZM12 72H13V70H12ZM27 72V71H26ZM25 72V73H26ZM114 72V71H113ZM122 72V71H121ZM128 72V71H127ZM14 73H16V72H14ZM35 73H37V71L35 72ZM108 73V72H107ZM245 73V72H244ZM249 73H251V71L249 72ZM248 73V74H249ZM13 74V73H12ZM12 74H10V76L11 77H9L10 78V81L12 80V82H15V80H17V79H15L14 77H15V74H13L14 76L12 77ZM22 74H23V72H22ZM49 74V73H48ZM48 74H47V77H48ZM114 74V73H113ZM183 74V73H182ZM181 74V75H182ZM207 74V73H206ZM205 74V75H206ZM208 74H210V73H208ZM207 74V75H208ZM247 74V73H246ZM247 74V75H248ZM253 74V72L251 73V75ZM9 75V74H8ZM16 75V76H17ZM27 76H28V74H26ZM110 75V74H109ZM116 75H118V74H116ZM122 75V74H121ZM211 75V74H210ZM253 77L254 76H256V75H252ZM262 76V77H263ZM20 77H23V76H18V78H20ZM42 77V76H41ZM51 76H49L48 78H50ZM63 77H65V79L63 78L62 79V76H57L56 77V79H57V81H60V79H62V82L61 83H65V84H63L64 86H66L68 83H66L65 81H66V79H67V82H69L70 83V87H71V85L73 86L74 85V87H75V84L78 82V77L80 78V79H85V80H80V81H82L81 82V85L83 84V85H85L86 87L84 88L83 86L81 87V85H80V89H82V88H84V90L82 89L81 91H82V93H84L85 94V96H87L86 98H87V100H85V102H84V104L86 103V106H87V111H88V107H89V111L87 112L86 110V113H83V115L80 117L79 116V118H78V120H80L81 119V122L79 123L80 125H81V127L83 128V130L84 129H86V131H84V132H86L85 134H83L82 136H81V139L82 140H78V141H80V144H79V142H76L77 143V145H76V143H75V141L80 137V136H78V135H75L72 131H70L69 129H72V128H74V130H75V133L77 132L76 131V126H74L75 124H77L78 125V123H75V121H77V120H75V121H73L72 119H70V120H72V121H70L69 119H66L67 118V115L69 116L71 113H73V111L76 109V107H75V109L74 110H72V112H70V114H68L67 112H66V110H67V108H69V107H66V105H67V103L65 104H62V102L60 103V101L59 100H57L58 102H59V104H62V105H65V107H61V105H57V104H54V103H56V102H54L53 101V104L54 105H56L54 108L51 106V110L52 109H58L57 111H54V110H52L53 112H57V114L58 115H60V117L57 115V119H58V117L60 118V120L63 118H61V116L63 115L64 117L66 116V118L64 119V121H62V123L60 122V124L63 126L64 124H65V126L66 125H68V122H70L69 124L71 125V122H72V128L69 126V129H67V131L68 132H70V136H68L67 134H66V132L64 133L63 132V134L64 135H67L66 136V138H64V140H66L67 138H68V140L69 141H71L72 143H74L76 146H77V149H81L80 151H78L77 149H74L75 151H73V150H69V148H66L67 150V152H68V155H66V157L64 158V160H63V163L61 164V167H60V169L59 168H57V169H55V171H54V169H52L53 171H54V173L55 172H57V174L59 175V173H61V172H63V173H61V179L62 180H65V178H67V177H75V176H79L78 178H80L79 180H81L82 179V181H84V183H79L78 185H76L74 188L72 187V186H74V185H70L71 186V188H72V190L70 191L71 192V194L73 195H75V193H76V191H78V189L80 188L82 191L84 190V189H86V190H90L88 193L91 195L92 193H95V194H97L96 196H95V194H94V196H93V198H92V201H94V202H97V206L94 208L93 207V209L91 208V209H88V208H86V207H84L83 206V204L81 205V207L83 206L84 208H86V210L88 211V213L90 212V211H92V212H90V214H92V216H94L93 214L94 213H96V218H98V214L99 215H101L102 213H105V211H102V210H104V209H106L107 207H109L110 206V204H105V202L106 203H108V200H110V201H112V199H110L111 197L113 198V194H115L114 192L116 191H112V187L111 186H113L114 184H113V182L114 181H116V182H114L115 183V185L116 186H118V187H120L119 189H121V190H123V187H126V190H124V193H125V195L128 193L127 192V190H129V188L132 186V185H134L133 183L135 182H138L139 183V185L140 184H142V185H145V183H147V182H149L150 184L151 183H153L152 181H153V179H154V183L153 184H151V185H149L148 187H147V185H145V192H143V193H146L147 194V196H146V194H144L145 195V203L144 204H149L150 202H152L153 200H155V202L154 203H156V199H155V197H156V195L159 193V192H156L155 193V191H159V190H156V188H152V185L154 186V184L156 185V183H155V179H158V175L159 174H165L164 172H162V167H161V171H160V169H157V168H160V167H158V166H155L154 164V167H152V166H150V168L149 167H147V166H149L151 163H153L154 161V163H156L157 165L158 164H160V162H164V161H166L165 159H166V156L164 155L165 154V152H167L168 150H170V146L171 145H173V141L172 140H174L175 138H173V137H170L169 136V134H170V132H167L169 129H167V127L169 128V127H171V129L172 130H177V129H179L180 131H182L183 132V134H182V132H181V134L182 135H184L185 133V135L184 136H187V138H189L188 140H187V142L189 143V141H190V143L189 144H193V141L195 142L197 139L199 140V141H201V140H207L208 141V143H207V141H205L207 144L206 145H208V148L207 149H213V150H216L217 148V145H220V141H219V139H215V138H218V136H221V137H219L220 139L222 138V136H223V134H225L227 131H229L230 130V124H228V121H230V119L229 120H226L225 118L223 119V111L222 110H224L225 108L223 107L224 106V104H222L223 106H221V107H218V106H220V104L218 103H216L215 105H218L216 108L214 107V105L211 107V103H210V105H209V103H208V105L210 106V108L208 109V107L205 105V103L203 102V98L201 97L200 99L202 100H200L202 103H204V105H203V107L200 105V101L198 100V98H195V99H197L198 101V103L196 102L195 103V101H194V99L192 98V99H190L191 100V102H189V100H188V103H191L192 104V101H194V103L196 104V105H184V104H188V103H185V102H187V100L185 101V100H183V101H185V102H183L182 101V97H183V99H184V96L182 95H180L179 93H176V91L177 92H179V90L180 89H183V88H180L179 86L180 85H184L183 87H186V85L187 84H189V85H192L193 86V84H191V81L193 80V79H196V77H194V78H192V77H190V78H192V79H190L189 78V76H174V78L176 79V81L175 80H172V79H170V78H168V79H170L171 81H174V82H169L168 81V79H167V81L169 82V83H166L167 81H166V79L164 78V80H165V83H166V85L164 86V85H162L163 87L161 88L160 87V89L159 90H148V88L147 89H142L143 87H148L149 85H150V81H152V79H151V77H149V76H113V75H111V76H69L68 78L66 77V76H63ZM92 77H94V79L92 78ZM153 77V76H152ZM158 77V76H157ZM166 77V76H165ZM171 77V76H170ZM211 77V76H210ZM209 76H201V74H200V76H198V78L197 79H199V84L198 85H204V86H198L199 88H204V90H205V88H206V90H207V92H208V89L210 88H213L214 89V86H215V88H216V84L213 86V84H211L210 82V78ZM225 77V76H224ZM227 77V76H226ZM237 77V76H236ZM240 77V76H239ZM244 77V76H243ZM247 78L248 77H250V76H246ZM9 78H7L6 80L8 81V83L10 82L9 81ZM24 78H25V76H24ZM24 78H22V79H20V80H18L17 82L19 83L20 82V85L22 84L21 83V80H22V82L24 83V82H26V80L24 79ZM28 78V77H27ZM45 78V79H44ZM44 78H43V80H44V82L48 79V78H46L45 76H44ZM54 78V77H53ZM53 78H51V79H53ZM93 79L94 81H92V82H86L87 80H89V79ZM151 80H150V79ZM160 78V77H159ZM163 78V77H162ZM213 78V77H212ZM220 78H222V77H220ZM229 78H233V80H234V77H229ZM228 78V79H229ZM251 78V77H250ZM256 78L257 77H255L253 80H255L256 81ZM259 78H260V76H259ZM50 79V80H51ZM56 79H55V81H56ZM59 79V80H58ZM91 79V80H92ZM154 79V78H153ZM223 79V78H222ZM226 79V78H225ZM227 79V80H228ZM252 79V78H251ZM24 80V81H23ZM43 80L40 82V79L38 80V81H36L38 84H40V86L43 88V86L45 85V86H49L50 84V81H46L47 82V85H46V83H44L43 82ZM64 80V81H63ZM75 80H77V82L75 81ZM150 80V81H149ZM155 80V82H156V80H157V78H155L154 79ZM214 80H215V78H214ZM213 80V81H214ZM219 80V79H218ZM224 80V79H223ZM240 81H241V79H239ZM243 80H245V82H248V81H246L247 79H243L242 78V81ZM257 80H260V82L258 81V82H256L257 84H261V85H259V87H257V84L255 85L258 89L263 85V88H264V78H260V79H257ZM3 81V80H2ZM27 81H29V80H27ZM30 81H32V80H30ZM34 81V80H33ZM52 81V80H51ZM76 83H75V82ZM84 81V82H83ZM99 81V82H98ZM148 81V84H145L146 82ZM229 81V80H228ZM250 81V80H249ZM252 81V80H251ZM254 81V82H255ZM12 82H11V84L10 85H12ZM43 82V84L41 85V83ZM72 82H74L75 84H72ZM86 82V83H85ZM194 81H192V83H193ZM215 82V81H214ZM221 82V81H220ZM224 82V81H223ZM244 82V81H243ZM261 82H263V83H261ZM16 83V82H15ZM28 83V82H27ZM32 83V82H31ZM36 83V85H35V82L33 83L34 85V87H36L38 84ZM58 84H59V82H57ZM60 83V84H61ZM88 83V84H87ZM152 83V82H151ZM163 83H164V81H163ZM196 83V82H195ZM194 83V84H195ZM240 83V82H239ZM252 83H253V81H252ZM7 84V83H6ZM54 84V83H53ZM52 84V85H53ZM87 84V85H86ZM100 84L102 85L101 87V89H98L99 87L98 86H100ZM144 85V86H142V88L140 87L141 85ZM197 84V83H196ZM221 84V83H220ZM219 84V85H220ZM223 84V83H222ZM228 84V83H227ZM244 84H248V83H244ZM4 85H5V83H4ZM8 85V84H7ZM7 85H5V86H7ZM25 85H26V83L24 84V88H26V89H24L25 91H22V92H17V88H15L16 89V91L14 92H12V90H14V89H8V86H7V88H5V87H3L4 88V91H6L7 89V91L9 92L8 94H6V97L7 98H11L10 100H13L12 99V97L16 94V92L17 93H19V94H17V97H15L14 96V100L15 101H20V103H22V102H24L23 101V99H25V104L27 103V104H29L30 102V104L29 105H27L26 104V106H27V108L29 109V107H31V106H33V105H35V104H38L39 105V103H40V107L43 105L44 106V104H42L41 105V102H43L44 103V101L45 100H43V98L45 99V94L47 95L48 94V96H49V93H47V91L49 90V88H48V86L47 87H45V90L44 89H42L41 87H39V88H41L40 90H38V94L36 93L37 92V89H38V86L36 87L37 89H33V88H31L29 85L30 84H28V87H25ZM32 85V84H31ZM62 85V84H61ZM61 85H59L58 87H59V93H60V91H63L64 89H66V87L64 88V86H63V88L61 87ZM105 86V88L106 89H103L104 88V86ZM148 85V86H147ZM246 85H241L242 86V88H244V86H246ZM248 85H250V86H252L250 83L248 84ZM16 86V85H15ZM77 86V85H76ZM140 88H139V87ZM188 86V85H187ZM221 86L222 85H220V87L219 86H217L218 88H216V89H214V91H213V89L211 90V93H212V91L213 92H218V93H222V91L224 92V90H221L222 88H221ZM225 86V85H224ZM223 86V87H224ZM252 87V88H254V89H256V87ZM13 87H14V85H13ZM50 87V86H49ZM70 87H68V85H67V89L68 88H70ZM93 87H95L94 89H93ZM190 87V86H189ZM12 88V87H11ZM29 88V89H28ZM46 88H48V90L46 89ZM51 88V87H50ZM56 88V87H55ZM178 88H180L179 90H178ZM198 88V89H199ZM201 88V89H202ZM221 88V89H220ZM262 88V87H261ZM262 88V89H263ZM60 89H62V90H60ZM93 89V90H92ZM186 89H188V88H186ZM201 89H199V90H201ZM209 89V90H210ZM217 89H220V91H217ZM249 89H251V87L249 88ZM0 90H2V91H0V93L2 92L3 94H1V99H3V97H4V92H3V89H1V87H0ZM41 90L43 91L44 90V92H43V94L41 95ZM69 90V89H68ZM72 90V89H71ZM70 90V91H71ZM137 90V91H136ZM139 90V91H138ZM196 90H197V88H196ZM203 90V89H202ZM202 90L200 91V92H202ZM205 90V91H206ZM216 90V91H215ZM245 90V89H244ZM246 90H248L247 89V87H246ZM245 90V91H246ZM51 91H52V93L54 94V91L51 89ZM57 91V90H56ZM55 91V92H56ZM81 91H80V93H81ZM153 91H155V92H153ZM181 91V90H180ZM189 91V90H188ZM192 91V90H191ZM205 91L203 92V94L204 95H207L208 93H210V91L207 93V94H205ZM240 91H242V90H239V91H237V92H239V94L240 93H242V95L244 96V94H245V92H244V94H243V91L242 92H240ZM249 91V90H248ZM258 91V90H257ZM46 92V93H45ZM49 92V91H48ZM65 92H66V90H65ZM76 92H79V91H76ZM75 92V93H76ZM197 92H199V91H197ZM260 92V91H259ZM7 93V92H6ZM12 93H14V94H12ZM45 93V94H44ZM62 93V92H61ZM60 93V94H61ZM67 93V92H66ZM82 93H81V95H82ZM210 93V94H211ZM225 93V92H224ZM262 93V92H261ZM260 93V97H258L259 95H258V93H257V98L258 99H261V97H264V93H262L263 94V96H261L262 94ZM32 94L34 95L35 94V98L32 96ZM40 94V96H38ZM69 94V93H68ZM76 94H78V93H76ZM83 94V95H84ZM178 94L181 96L180 98H178ZM190 94H192V93H190ZM202 93H201V95H203ZM225 94H227V93H225ZM239 94H237V96H235V94H233V97L235 96V98L236 97H239V96H241V95H239ZM2 95H3V97H2ZM32 96V98L33 99H31V97L30 98H28L27 99V96L29 97V96ZM63 95V94H62ZM72 95V94H71ZM80 95V94H79ZM177 96V98L178 99H180L179 101H178V103H176L177 105H176V108L175 107H173L174 108V110H173V108L171 109V110H173V111H176L175 112V114L177 115L176 117H175V115H174V117H173V113L174 112H171L172 114H170V115H172V118L170 119V121H168L167 123H166V120H169V119H166L165 120V122L163 121L162 123H160L159 124V122H158V120H157V118H156V116H157V112L156 111H152V112H144V113H140L139 111V113L136 111L137 109L139 110L140 108H141V106L142 107H144V105L145 104H147L148 102H150V100H154L155 101V99L154 98H161L160 100V102H159V100H157V102H156V104L158 105H160L161 106V104L162 105H166V103L165 102H169V101H173V96L174 97H176ZM200 95V94H199ZM200 95V96H201ZM203 95V96H204ZM224 95V94H223ZM239 95V96H238ZM246 95V94H245ZM38 96V97H37ZM64 96V95H63ZM70 96V95H69ZM85 96H83V98H85ZM190 96H192V95H190ZM199 96V97H200ZM225 96V95H224ZM224 96H220L221 98H219L220 99V101H221V99L223 98L224 99ZM254 96H256V95H254ZM5 97V98H6ZM20 97H22L21 99H19ZM50 97H51V94H50ZM50 97L49 98H47V100L48 99H50ZM60 97H62L61 95H60ZM64 97H66V96H64ZM89 97H93V99L95 98L96 100H97V102H96V100L94 99V102H96V103H94V104H90V100L89 99H91V98H89ZM227 96H225V99H227L226 98ZM231 97V96H230ZM229 97V98H230ZM233 97H231V98H233ZM245 97V96H244ZM59 98V97H58ZM75 98V97H74ZM83 98H81L82 99V101H83ZM191 98V97H190ZM240 98V97H239ZM242 98V97H241ZM240 98V99H241ZM252 98V97H251ZM250 98V99H251ZM256 98V97H255ZM0 99V100H1ZM31 99V100H30ZM57 99V98H56ZM55 99V100H56ZM63 99V98H62ZM80 99V100H81ZM175 100H176V98H174ZM222 99V100H223ZM224 99V100H225ZM234 99V98H233ZM239 99V100H240ZM7 100V99H6ZM66 100H68V99H66ZM228 100V99H227ZM231 100V99H230ZM236 100V99H235ZM235 100H233V101H235ZM239 100H237L236 102H233V101H231V102H233V103H235V105H236V103H238L237 105L239 106L240 104H239ZM245 100H247L245 103L247 104V105H249L251 102H252V100H251V102L248 100V98L246 99L245 98ZM256 100V102H257V99H255ZM263 100V101H262ZM261 100V102H259L258 101V103L256 104H254V101H253V104L252 105H258V106H255V109H258L257 111L258 112H261L260 114H262V117H263V113H264V99H262ZM2 101V100H1ZM4 102H6L5 100H3ZM22 101V102H21ZM29 101V102H28ZM50 101H52L51 99L50 100H48V102L46 103V104H48ZM91 101H93L92 99H91ZM177 101H174V102H177ZM248 101H249V104H248ZM3 102V103H4ZM66 102V101H65ZM70 102V101H69ZM78 102V101H77ZM159 102V103H158ZM181 102H183V103H181ZM230 101H228L227 103L230 105L231 104V102L229 103ZM240 102H242L241 100H240ZM6 103H11V102H6ZM15 103V102H14ZM18 102H16L15 104L16 105H14V107L16 106L17 107V104ZM71 103V102H70ZM69 103V104H70ZM222 103V102H221ZM224 103H226V102H224ZM226 103V104H227ZM23 104V103H22ZM33 104V105H32ZM52 104V103H51ZM77 104V103H76ZM82 104V106L84 107V105H83V103H81ZM91 106H90V105ZM172 104H173V102H172ZM198 104V105H197ZM7 105V104H6ZM38 105H35L34 106V108L35 107H37ZM49 105V104H48ZM79 105V104H78ZM98 105V107L99 108H97V107H95V106H97ZM183 105V106H182ZM242 105H244V103H242ZM246 105V106H247ZM3 106V105H2ZM10 106V105H9ZM24 106V105H23ZM43 106L40 108H36V112L38 113L39 112V110H43L42 108H43ZM50 106H49V108L47 109L46 107H47V105H45V108H44V110L41 112L42 113V115L44 116V114H46L47 113V111L50 109ZM58 106V107H57ZM68 106V105H67ZM85 106V107H86ZM173 106V105H172ZM174 106H175V104H174ZM226 106V105H225ZM231 106V105H230ZM238 106H236V107H238ZM241 106V105H240ZM5 107V106H4ZM10 108L12 111L11 112H15V111H18V109L17 108ZM78 107V106H77ZM82 107V108H83ZM138 107H140V108H138ZM165 107V106H164ZM163 107V108H164ZM222 107L224 108V109H222ZM252 107V106H251ZM258 107V108H257ZM1 108V107H0ZM6 108V107H5ZM19 109H21L22 108V110H24V109H26L25 108V106L24 107H18ZM32 108V107H31ZM61 108V110L62 109H66L65 111H63L62 110V112H63V114L61 115L60 114V112H61V110H59ZM73 108V107H72ZM81 108V109H82ZM166 108V107H165ZM170 108V107H169ZM206 108V109H205ZM229 108V107H228ZM230 108H232V106L230 107ZM228 109V110H231V109ZM241 108V107H240ZM243 108V107H242ZM241 108V109H242ZM245 108V107H244ZM243 108V109H244ZM247 108V107H246ZM10 109L9 110H7V109H0V115H1V113H3L2 115L4 116H2L4 119H2V117H0L1 119H0V124L2 125V129H4L5 130V128H3V124L4 125H6V123H8L9 121V119H10V117H9V119H7V117H5V114L6 113H9L10 112ZM37 109H39V110H37ZM81 109L79 110V109H77L76 111L77 112H79V114L80 113H82V111H81ZM100 109H104L103 111V113H101L102 111L100 110ZM227 109V108H226ZM225 109V110H226ZM235 109V110H234ZM234 111L236 112L237 110H236V108L234 107ZM240 109V110H241ZM242 109V110H243ZM255 109L253 110V111H255ZM2 110H6V111H2ZM22 110H19L20 112L22 111ZM29 110H31V109H29ZM47 110V111H46ZM165 110V109H164ZM163 110V111H164ZM233 110H232V112H233ZM251 110V109H250ZM8 111V112H7ZM25 111V110H24ZM24 111H22L21 113L23 114L24 113V116L26 115L27 117H24V118H27L28 119V121H30L31 122V124L32 125H34L33 124V120L35 119V121H36V124L37 125H39V127H40V123H42V121H40L39 123H38V119H40V120H42L41 118L43 117V116H41V114L39 115V114H37V116L35 117V116H33L34 114H35V111L32 113V112H24ZM26 111H28L27 109H26ZM75 111V113H77ZM84 111V112H85ZM166 111H168V110H166ZM198 111V112H197ZM227 111V110H226ZM248 111H249V109H248ZM43 112H45V113H43ZM51 112V111H50ZM61 112V113H62ZM64 112H66V114L64 115ZM170 112V111H169ZM257 112V113H258ZM18 113L19 112H17V114L16 115H18ZM27 113V114H26ZM33 114L32 116H30L29 114ZM105 113V114H104ZM163 113V112H162ZM226 113H228V112H226ZM229 113H231V111L229 112ZM228 113V114H229ZM237 113V112H236ZM236 113H235V116H238L240 113H241V111H240V113L238 114V115H236ZM244 114H242L241 116L242 117H244L243 115H245L247 112H243ZM251 113L253 114V112L251 111ZM254 113H256V112H254ZM257 113H256V117L254 118V116L253 117H251L252 116V114H250L249 115V117H251V118H253L252 119V121H249V120H251L250 118H249V120H248V118H246L247 120H248V122H252V125L253 126H256L257 128H260V127H262L263 129H264V125H262V123L263 122H261V120H263V119H261V117H260V115L259 116H257ZM20 114V113H19ZM35 114V115H36ZM161 114V113H160ZM164 114H168V113H164ZM198 115V116H195V115ZM248 114V113H247ZM9 115H11L10 113L8 114V116ZM15 115V116H16ZM21 115V114H20ZM38 115L41 117V118H37L38 117ZM48 115H50L51 117L52 116H54V115H56V113L54 114V115H51V113H49ZM48 115H45V116H47V118H49L48 117ZM78 115V114H77ZM159 115V114H158ZM225 115H227V114H225ZM234 115V114H233ZM7 116V115H6ZM13 116V115H12ZM45 116H44V119H45ZM240 116V115H239ZM238 116V117H239ZM247 116V115H246ZM245 116V117H246ZM34 117V118H33ZM72 117V115L69 117V118H71ZM177 117H178V119H177ZM245 117L244 118H242V119H240L242 122H243V120L245 119ZM248 117V116H247ZM12 118V117H11ZM33 120H32V119ZM169 118V117H168ZM174 118V119H173ZM233 118H234V116H233ZM6 119H7V122H5L6 121ZM26 119V120H27ZM32 121H31V120ZM43 119V120H44ZM52 119V118H51ZM235 119H237L238 120V122L240 121L239 120V118H234V120ZM17 120H19V119H17ZM22 120V119H21ZM24 120V119H23ZM46 120H48V121H46ZM45 120V124L48 122L49 123V120H50V118L49 119H46ZM69 120V121H68ZM174 120H175V122H174ZM176 120H178V121H176ZM231 120H232V117H231ZM247 120L245 121V122H247ZM1 121H3V122H1ZM34 121V122H35ZM54 121V120H53ZM51 122L52 123V125H54V123H55V121L54 122ZM227 121V122H226ZM11 122V121H10ZM15 122H17L16 121V119L15 120H12V122L10 123V124H12L13 125V123L15 124ZM21 122V121H20ZM64 122V123H63ZM245 122H244V124H245ZM17 123H19V122H17ZM44 123V122H43ZM47 123V125H51V123H49L48 124ZM57 123H58V120H57ZM112 123L114 124V125H112ZM229 123H231V127H232V124H235V122L233 123V121L232 122H229ZM9 124V123H8ZM9 124V126L11 127L12 125H10ZM28 124H29V122H28ZM30 124V126L32 127V125ZM45 124H42L41 126L42 127H40L42 130H44V128L45 129H47V130H49L48 128H47V125L45 126ZM59 124V123H58ZM158 124V125H157ZM243 124V125H244ZM248 125H247V127H249V123H247ZM37 125H34L33 126V128L35 129V127L37 126ZM51 125V126H52ZM56 125V124H55ZM80 125L78 126V127H80ZM110 125H112V126H110ZM241 125V124H240ZM239 124L237 125V123H236V125H233V127L234 126H240ZM250 125H251V123H250ZM251 125V127H249L248 129L250 130V133H251V130L252 129H254V131H255V134H256V131L257 130H255V128L253 127ZM8 126V125H7ZM29 126V128L28 129H30L31 127ZM43 126H45V127H43ZM50 126V127H51ZM58 126V125H57ZM60 126V125H59ZM65 126H64V130H65ZM38 127V130L40 129ZM53 127H56V126H53ZM77 127V128H78ZM189 127V128H188ZM232 127V128H233ZM7 128V127H6ZM13 128V127H12ZM37 128V127H36ZM60 128V127H59ZM82 128H78L80 131H81V129ZM188 128V129H187ZM239 128V127H238ZM251 128V129H250ZM1 129V128H0ZM2 129H1V131H2ZM11 129V128H10ZM14 129H15V127H14ZM28 129H25V131H26V134H28V136H30V132H28ZM53 129V128H52ZM58 129V128H57ZM77 129V130H78ZM235 129V128H234ZM262 129V130H263ZM17 130H19V129H17ZM37 129H35V131L33 130V133L35 132L36 134H40V130H39V132L37 133V131H38ZM47 130L45 131L46 132V134H49V132H47ZM54 130L55 129H53V133L52 134H54ZM59 130H62V128L61 129H59ZM73 130V129H72ZM78 130V131H79ZM185 130V131H184ZM187 130H189V132H186ZM233 130V129H232ZM232 130H230L231 131V133H233L234 131H232ZM239 130V129H238ZM261 129H259V132H257V134L258 133H262V134H259V137L261 136L262 138V140L261 141H264L263 139H264V132H261L262 131ZM0 131V132H1ZM15 131H16V129H15ZM21 131V130H20ZM25 131H23V129H22V132H25ZM66 131V130H65ZM178 131V130H177ZM180 131H178V134H179V132ZM242 131H244V130H242ZM5 132V131H4ZM4 132L2 133L3 135H5L4 134ZM8 132V131H7ZM14 133V131H10V133ZM28 132V133H27ZM31 132H32V130H31ZM44 132V131H43ZM45 132H44V134L42 133V134H40L39 136L40 137H37L36 136V139H38V141H39V143H41V139H43V142L45 143V142H47L48 143V141H50V140H46L45 139V136H46V134H45ZM236 132H237V129H236ZM9 133V132H8ZM11 133V134H12ZM34 133V134H35ZM58 133V132H57ZM78 133V132H77ZM167 133H169V134H167ZM228 134H229V132H227ZM243 133V132H242ZM252 133H253V130H252ZM252 133H251V135H252ZM11 134H10V136L8 135V134H6V135H8L9 137H5L4 138V140L6 141V142H9L11 145H12V143L10 142V141H12L13 139L11 138ZM15 134V133H14ZM14 134H12V135H14ZM16 134H17V136L19 135V133L18 132H16ZM15 134V135H16ZM24 135H25V133H23ZM22 134V135H23ZM71 134H72V136H71ZM74 134V135H73ZM168 135V138L165 136V135ZM178 134H176L175 133V137H176V135H178ZM227 134V135H228ZM14 135V136H15ZM45 135V136H44ZM56 131H55V137H56ZM59 135H60V133H59ZM63 135V136H64ZM87 135V136H86ZM97 135L99 136V137H103V140H102V138H100L102 141H103V144L102 143H100V142H102V141H98V140H96L95 142L96 143H99V144H102V145H104V144H106V143H108L109 142V144L107 145V146H105V147H107V151L106 150H104V148H103V151H105V153L107 152L108 153V148H110L109 149V151H111V152H109L108 154H109V156H107V153H106V155H105V153H102V150L101 151H98V150H93L94 148L92 147V144H93V136H94V139H99L98 137H97ZM226 135V134H225ZM224 135V136H225ZM237 135V134H236ZM240 135H242V134H240ZM253 135H254V133H253ZM263 135V136H262ZM1 136V135H0ZM13 136V138L15 139V137ZM16 136V138L17 139H15V140H18L19 138ZM27 136V135H26ZM26 136H25V142H26ZM31 136H33V135H31ZM35 136V135H34ZM53 135H51V137H52ZM74 136H76V137H74ZM84 136V138H82ZM173 136H174V134H173ZM196 136H197V138H196ZM235 136V135H234ZM256 136V135H255ZM43 137V138H42ZM47 137H48V135H47ZM46 137V138H47ZM58 137V136H57ZM60 137H62L61 135H60ZM71 137H73L74 139H76L75 141L71 138ZM78 137V138H77ZM96 137V138H95ZM228 137H230V136H228ZM236 137H238V136H236ZM247 137V136H246ZM254 137V136H253ZM258 136H256V138H257ZM258 137V138H259ZM10 138V140L8 141V139ZM31 138V137H30ZM54 138V137H53ZM177 138V137H176ZM186 138V137H185ZM245 138V137H244ZM12 139V140H11ZM21 139H23V136H22V138ZM21 139H20V141H21ZM58 140H59V137L57 138ZM61 139H63V137L61 138ZM72 139V140H71ZM99 139V140H100ZM149 139V142H147V140ZM152 139V140H151ZM4 141L3 140V138L2 139H0V141ZM29 141H30V139H28ZM41 140V141H40ZM56 140V139H55ZM68 140H66V142H68L69 143V141ZM257 140V139H256ZM1 141V142H2ZM22 141H24V140H22ZM35 141V140H34ZM52 141H54V140H52ZM74 141V142H73ZM108 141V142H107ZM217 141H219V142H217V143H219V144H216V142ZM259 141H260V139H259ZM257 142L259 145L258 146H254L255 147V149H254V155L258 158V159H261V158H263L264 157V143H262V142ZM1 142H0V144H1ZM32 142V141H31ZM30 142V143H31ZM37 142V141H36ZM42 142V143H43ZM58 142V141H57ZM71 142H70V144L69 145H71ZM95 142H94V144L93 145H96L95 144ZM151 142V143H150ZM186 142V144H185V146L188 144ZM198 142V141H197ZM213 142H215V143H213ZM255 142V141H254ZM14 143V142H13ZM15 143H17L16 141H15ZM15 143H14V145H15ZM21 143V142H20ZM28 143L29 142H27L26 144H27V146L28 147H26V149H28L29 148V145H28ZM29 143V144H30ZM35 143V142H34ZM43 143V144H44ZM51 143V142H50ZM49 143V144H50ZM4 144L5 143H2L1 145H3L4 146ZM7 144V143H6ZM5 144V145H6ZM26 144H23V145H25L26 146ZM46 144V143H45ZM60 144V143H59ZM62 144V143H61ZM64 144V143H63ZM62 144V145H63ZM67 144V143H66ZM78 144L80 145V147H78ZM189 144H188V146H189ZM196 144V143H195ZM222 144V143H221ZM0 145V146H1ZM13 145V146H14ZM41 145V144H40ZM82 145H84V147L82 146ZM109 145H110V147H109ZM123 145H125V147L123 148L122 146ZM226 145V144H225ZM234 145V144H233ZM3 146H1L0 147V153L2 152V151H4L3 149H2V147ZM24 146V147H25ZM32 146V145H31ZM67 146V145H66ZM76 146H74V147H76ZM100 146V145H99ZM119 146L122 148V149H120L119 148ZM174 146H175V144H174ZM174 146H173V148H174ZM228 146V145H227ZM241 146H242V144H241ZM5 147V146H4ZM3 147V148H4ZM23 147V146H22ZM65 147V146H64ZM82 147V148H81ZM96 147V146H95ZM101 147V146H100ZM193 147V146H192ZM207 147V146H206ZM7 148V147H6ZM14 148V147H13ZM20 148V147H19ZM35 148V147H34ZM38 148H41V147H39L38 146ZM185 148V147H184ZM183 148V149H184ZM195 148H197V147H195ZM199 148V147H198ZM200 148H201V146H200ZM216 148V149H215ZM222 148V147H221ZM221 148H219L218 147V150H221ZM224 148H226L224 145H223V149ZM230 148V147H229ZM234 148H236V147H234ZM233 148V149H234ZM5 149V148H4ZM16 149H18V147L16 148ZM15 148L13 149V153L11 154L12 156H13V154L15 153V150H16ZM31 149V148H30ZM29 149V150H30ZM49 149V148H48ZM58 149V148H57ZM95 149H97V148H95ZM133 149V150H132ZM178 149V148H177ZM227 149V148H226ZM236 149H238V148H236ZM242 149V148H241ZM2 150V151H1ZM21 150V149H20ZM42 150H44V148L42 149ZM45 150H46V148H45ZM53 150H54V148H53ZM63 150V149H62ZM77 150V151H76ZM172 150V149H171ZM218 150H217V152H218ZM230 150V149H229ZM246 150V149H245ZM19 151V150H18ZM22 151H23V149H22ZM24 151H25V149H24ZM31 151V150H30ZM39 151H41V150H39ZM47 151V150H46ZM55 152L57 151V150H54ZM133 151V152H132ZM134 151H136V153H135V155H131L130 153H134ZM174 151V150H173ZM207 151V150H206ZM243 151V150H242ZM241 150H240V152H242ZM38 152V151H37ZM48 152V151H47ZM55 152H52V148H51V153L52 154H54ZM64 152V151H63ZM179 152V151H178ZM177 152V154H179ZM189 152V151H188ZM209 152V151H208ZM208 152H206V153H208ZM216 152V151H215ZM215 152L213 151V152H209L207 155H209L210 153H213V154H210L209 155V157L210 158H208V160H203L202 162H200V164L199 165H196V166H194L195 168H193V169H189V167L187 168V166H186V168H184V170H183V168H181L182 166L180 165L181 163V161L180 162H178V163H180L179 165L177 164L176 165V167H175V169L173 170V172H174V174L176 175L177 173V171L179 170V169H181L182 171H183V173H181L182 171L181 170H179L178 171V173H181V177L182 176H188V177H186V178H188V179H186V178H184V180L183 179H181V177H179V179L177 180H175L174 178H172V179H174V181H176V184H175V186L173 185V184H169L170 186H172L171 187V190H173V192H176L177 190V192H179V190H180V192L179 193H181V194H185L186 193V196L188 197V195H189V191H191L190 192V196H191V194H192V198H195V200H201L200 198H202V200L203 201H205V202H207L208 204H209V202L211 201V202H215L216 204H219L220 203V207L218 206V208L216 209V207L214 208V211L215 210H217L216 212H214V213H216V215L212 218V219H214V221H217V222H222L223 224H221V227H220V231H221V233H225V234H227V236L229 237V238H231V237H233V236H239L241 233H243L244 235L246 234V237H244V235H242V236H240V237H243V239H244V241L241 243V247L242 246H244V248H243V250L244 251H246V253L248 254V255H253L254 256V254H252V252H251V249H253V248H256L257 246H258V248H257V251H255V249H254V251L256 252L255 254L257 255L256 257L258 258L259 257V259L258 260H256V262L254 263V264H264V235H261V233H262V230H264L263 228H264V203L262 204V203H257V201L255 200L256 198H253L254 196L253 195H255L256 193H258L259 191H263L264 192V162L262 163V165L256 170V171H254V170H252L251 172L250 171H247V169H246V171L244 170V168L242 167V164L241 163H239V161L237 162V163H235L234 165L232 164V166L230 165V166H226V164L225 165H221V164H219V162H217L218 160H216L215 159V157L216 156H218L219 157V155H218V153H217V155L215 154ZM220 152V151H219ZM221 152H223V150L221 151ZM228 152V151H227ZM49 153V154H48ZM46 155H49L50 156V152H48ZM168 153V152H167ZM171 153V152H170ZM223 153H225V149H224V152ZM5 154V153H4ZM7 154H8V152H7ZM9 154H10V152H9ZM24 154H25V152H24ZM26 154H28L27 153V151H26ZM57 154H59V156L58 157H61V155H60V153H58V151H57ZM104 154V155H103ZM161 154V155H160ZM173 154V153H172ZM172 154H171V156H172ZM176 154V153H175ZM186 154V153H185ZM184 154V155H185ZM204 154V153H203ZM226 154V153H225ZM244 154V153H243ZM2 154H0V156H1ZM31 155V154H30ZM46 155H44V156H46ZM167 155V154H166ZM169 155V154H168ZM183 155V154H182ZM213 155H214V158H213ZM228 155H229V153H228ZM18 156V155H17ZM26 156V155H25ZM27 156H29V155H27ZM35 156V155H34ZM42 156H43V154H42ZM53 156V155H52ZM88 156H89V158H88ZM178 156V155H177ZM176 156V157H177ZM190 156V155H189ZM221 156H223V155H220V157ZM238 156V155H237ZM3 157V156H2ZM8 157H9V159L11 158V159H13V157H10L9 155H8ZM8 157H6V159L8 158ZM33 157V156H32ZM54 157H57V155L55 156V154H54ZM53 157V158H54ZM57 157V158H58ZM168 157V156H167ZM188 157V156H187ZM198 157H200V156H198ZM206 158L208 157V156H205ZM217 157V158H218ZM224 157V156H223ZM235 157H236V155H235ZM240 157V156H239ZM5 158V157H4ZM15 158H17L16 156H15ZM15 158H14V160H15ZM24 158L25 157H23V160H24ZM30 158V157H29ZM36 158V157H35ZM37 158H38V154H37ZM36 158V159H37ZM46 158H47V160H48V156H46ZM51 158V157H50ZM52 158V159H53ZM61 158H63V157H61ZM87 158V159H86ZM178 158V157H177ZM177 158L175 159V156H173V159H175V160H177ZM184 158V157H183ZM190 158V157H189ZM201 158V157H200ZM218 163V165H220V166H218L217 165V163L215 162V164H214V161H212L213 159ZM1 159L2 158H0V161H1ZM6 159H5V162L7 163V161H8V163L9 162H11L9 159L6 161ZM27 159V158H26ZM45 159V157L43 158V160ZM51 159V160H52ZM56 159V158H55ZM54 159V160H55ZM179 159V158H178ZM185 159V158H184ZM187 159V158H186ZM243 159V158H242ZM257 159V160H258ZM42 160V159H41ZM50 160V159H49ZM57 160V159H56ZM55 160V161H56ZM83 160H86V162L84 163V162H82ZM88 160H90V161H88ZM153 160V161H152ZM162 160V161H161ZM169 160V159H168ZM236 160V159H235ZM238 160V159H237ZM4 161V160H3ZM17 161V160H16ZM26 161V160H25ZM46 161V160H45ZM55 161H51L53 164H54V162ZM59 161H61L60 159H59ZM170 161H171V159H170ZM199 161H200V159H199ZM222 161V160H221ZM242 161V160H241ZM4 162V163H5ZM18 162V161H17ZM17 162H16V164H17ZM21 162V161H20ZM27 162L28 161H26V163L25 164H27ZM37 162H39L38 160H37ZM46 162H48V161H46ZM57 162H58V160H57ZM151 162V163H150ZM162 162V163H163ZM167 162V161H166ZM188 162V161H187ZM193 162V161H192ZM197 162V161H196ZM13 162H11V164H12ZM15 163V162H14ZM32 163V162H31ZM30 163V164H31ZM42 163V162H41ZM50 163V162H49ZM49 163H48V165H49ZM52 163H50V164H52ZM59 163V162H58ZM150 163V164H149ZM165 163V162H164ZM172 163H173V161H172ZM226 163V162H225ZM11 164H10V167H11ZM19 164V163H18ZM23 164V162L21 163V165ZM23 165L24 166V170H25V166H27V165ZM37 163H35V164H31L33 167H34V165H36ZM44 164V163H43ZM55 164H56V162H55ZM54 164V165H55ZM60 164V163H59ZM59 164H57V166L59 167L60 165ZM148 164V165H147ZM175 164V163H174ZM173 164V165H174ZM183 164V163H182ZM1 165V164H0ZM7 165V164H6ZM6 165H4V166H6ZM13 165V164H12ZM40 165V164H39ZM45 165H46V163H45ZM164 165V164H163ZM163 165H159V166H163ZM169 165V164H168ZM167 165V166H168ZM3 166V165H2ZM18 166V165H17ZM52 166L53 165H51V168H52ZM56 166V165H55ZM55 166H53V167H55ZM63 166H65V167H63ZM101 166H103V167H101ZM185 166V165H184ZM9 167V166H8ZM20 167V166H19ZM22 167V166H21ZM28 167H30L29 165H28ZM42 167V166H41ZM49 167V166H48ZM48 167H47V169H48ZM100 167L101 168H104L103 170L101 169L100 170ZM12 168H14V167H12ZM12 168H10V169H12ZM50 168V167H49ZM50 168V169H51ZM4 169V168H3ZM21 169V168H20ZM20 169H19V171H20ZM31 169H32V167H31ZM44 170H45V168H43ZM49 169V170H50ZM113 169H116L118 172H120L119 173V175L120 174H122V172H123V174H122V176L123 175H127V176H129L130 177V175H131V178H130V180H129V178H128V180H127V178H126V180L124 181L123 180V178H122V180H118V179H114V177L112 178V172H110L111 170H113ZM164 169V168H163ZM173 169V168H172ZM41 170V169H40ZM40 170H38V171H40ZM57 170V171H56ZM115 170V171H116ZM123 170H125V171H123ZM166 170V169H165ZM17 171V170H16ZM29 171L31 172V170L29 169ZM58 171H59V173H58ZM61 171V172H60ZM181 171V172H180ZM25 173L27 172V170H25L24 171ZM37 172V171H36ZM48 172V171H47ZM47 172H45L44 171V173H47ZM118 172H116V173H118ZM162 172V173H161ZM1 173V172H0ZM9 171H8V173H6V175L8 174L9 175ZM29 173V172H28ZM32 173V172H31ZM33 173H34V171H33ZM42 173V172H41ZM114 173V172H113ZM115 173V174H116ZM125 173V174H124ZM169 173H171L172 174V170H171V172H169ZM185 173V174H184ZM5 174V173H4ZM13 174V173H12ZM15 174V173H14ZM18 174H20V172L18 173ZM21 174H23V173H21ZM27 174V173H26ZM36 174V173H35ZM34 174V175H35ZM40 174V173H39ZM56 174V173H55ZM183 174V175H182ZM3 175V174H2ZM16 175V174H15ZM14 175V176H15ZM24 175V174H23ZM28 175V174H27ZM33 175V174H32ZM34 175H33V177H34ZM42 175H44V174H42ZM52 177H53V175L52 174H50ZM166 175V174H165ZM170 175V174H169ZM178 175V174H177ZM176 175V176H177ZM217 175H219L220 177H221V179H223L224 181V183L223 184H225L226 183V185L224 186V187H222L221 189H218L217 190V188L215 187V186H213L212 185V181L214 180L212 177H215V176H217ZM17 176V175H16ZM30 176V175H29ZM28 176V177H29ZM39 176H41V175H39ZM46 176H47V174H46ZM60 176V175H59ZM67 176V177H66ZM133 176V177H132ZM156 176H157V178H156ZM160 176H163V175H159V177ZM6 176H4L3 178H2V181H3V179L5 178ZM13 177V176H12ZM21 177V175H19V178ZM27 177V178H28ZM31 177V176H30ZM38 177V176H37ZM48 177V176H47ZM55 177V176H54ZM65 177V178H64ZM104 177V179L106 180L105 182H102V181H104V180H102V178ZM118 177V176H117ZM166 177V176H165ZM197 177H198V179H197ZM1 178V177H0ZM10 178H11V176H10ZM26 178V179H27ZM60 178V177H59ZM76 178V177H75ZM116 178V177H115ZM176 178V177H175ZM183 178V177H182ZM15 179L16 178H14V181H13V183L15 182ZM26 179H22L21 181H23V180H26ZM42 179H43V176H42ZM47 179V178H46ZM45 179V176H44V180H46ZM51 179V178H50ZM54 179V178H53ZM52 179V180H53ZM125 179V178H124ZM167 179V178H166ZM186 179V180H185ZM1 180V179H0ZM6 180V179H5ZM13 180V179H12ZM12 180H8L7 179V181H12ZM18 180V179H17ZM30 180H31V178H30ZM30 180H28V181H26V182H29ZM60 180V179H59ZM58 180V181H59ZM67 180V179H66ZM65 180V181H66ZM99 180H101L100 182H99ZM33 181V180H32ZM36 181V180H35ZM41 181V180H40ZM47 181H48V179H47ZM50 181V180H49ZM58 181H57V183H58ZM70 181H72V180H70ZM70 181H68V182H70ZM75 181H77V180H74V182ZM82 181H80V182H82ZM25 182V181H24ZM25 182V183H26ZM53 182V181H52ZM54 182H56V181H54ZM73 182V184H75ZM142 182H144V184L142 183ZM162 182V181H161ZM215 182V181H214ZM213 182V183H214ZM233 182H235V183H237V184H235V185H237V186H239L238 187V190H237V186H236V190L234 191V188H233V186H234V183ZM5 183H7V182H5ZM43 183V182H42ZM46 183H48V182H46ZM59 183H60V181H59ZM229 183V184H228ZM231 183H232V185H231ZM1 184V183H0ZM11 184V183H10ZM16 184V183H15ZM19 184V183H18ZM39 184H41V182L39 183ZM56 184V183H55ZM65 184V183H64ZM67 184V183H66ZM65 184V185H66ZM71 184V183H70ZM77 184V183H76ZM132 184V185H131ZM164 184V183H163ZM162 184V185H163ZM188 184H190L191 185V189H189V188H186L187 186L189 187V185ZM221 184V183H220ZM9 185V184H8ZM23 185V184H22ZM26 185H28V184H26ZM30 185V184H29ZM28 185V186H29ZM34 185V184H33ZM38 185V184H37ZM60 185V184H59ZM129 185V186H128ZM131 185V186H130ZM138 185V184H137ZM159 185V184H158ZM167 185V184H166ZM219 185V184H218ZM256 185H258V186H256ZM2 185H0V187H1ZM10 186H12V185H10ZM20 185H18V187H19ZM25 186V185H24ZM34 186H36V185H34ZM48 186H49V184H48ZM54 186V185H53ZM57 186V185H56ZM61 186V185H60ZM63 186V185H62ZM61 186V187H62ZM128 186V187H127ZM170 186L168 187V188H170ZM203 186V187H202ZM231 186H232V188H231ZM5 187H6V189H9L6 185H5ZM13 187H14V185H13ZM30 187H32V186H30ZM29 187V188H30ZM58 187V186H57ZM60 187V188H61ZM138 187H140V186H138ZM147 187V188H146ZM158 187V186H157ZM161 187V186H160ZM177 188V190L175 189V191H174V189H172V188ZM235 187V186H234ZM14 188H16L17 189V187H14ZM21 188V187H20ZM23 188V187H22ZM21 188V189H22ZM26 188H28V187H26ZM26 188H23L24 190L26 189ZM47 188V187H46ZM55 188V187H54ZM59 188V190H58V188L57 189H55L54 191H53V193L52 194H56V198H58V196H59V198L57 199V200H60V199H62V198H60L61 196H68L69 197V195L71 196V194L70 193H68V194H66L65 193V195H62V191L63 190H65L63 187L60 189ZM70 188V189H71ZM133 188V187H132ZM182 188V189H181ZM186 188V189H185ZM213 188H216V190L215 189H213ZM1 189H3L2 187H1ZM10 189H12V187L10 188ZM33 189V188H32ZM35 189H36V187H35ZM40 189H42V188H40ZM39 189V190H40ZM45 189V188H44ZM51 189V188H50ZM50 189H49V191H50ZM63 189V190H62ZM76 191H75V190ZM115 189H116V187H115ZM125 189V188H124ZM135 189V188H134ZM141 189V188H140ZM144 189H143V191H144ZM158 189V188H157ZM161 189V188H160ZM189 189V190H188ZM231 189H233L232 190V192H231ZM14 190V189H13ZM24 190H21L22 192H24ZM30 190V189H29ZM47 190H48V188H47ZM46 190V191H47ZM57 190V191H56ZM69 190V189H68ZM81 190H79V191H81ZM114 190V189H113ZM136 190V189H135ZM138 190V189H137ZM155 190V191H154ZM187 190H188V192H187ZM215 190V191H214ZM4 191V190H3ZM16 191V190H15ZM14 191V192H15ZM31 191H33V190H31ZM57 193H56V192ZM61 193H60V192ZM66 191V190H65ZM72 191L74 192V193H72ZM105 191H110V192H108L107 194H105L106 192ZM130 191V190H129ZM163 191V190H162ZM165 191V190H164ZM168 191V190H167ZM166 191V192H167ZM186 191V192H185ZM193 191V192H192ZM1 192V191H0ZM8 192V194H12V192H10L9 193V191H7ZM19 192V191H18ZM26 192V191H25ZM34 192V191H33ZM37 192V191H36ZM43 192V191H42ZM41 192V193H42ZM58 192H59V194H58ZM83 192H87V191H83ZM91 192V193H90ZM105 192V193H104ZM140 192V191H139ZM21 193V192H20ZM20 193H18V197H19V195H21ZM29 193V192H28ZM44 193H46V192H44ZM102 193H104L103 195H101L100 197H99V195L98 194H102ZM163 193V192H162ZM179 193H177L178 195H179ZM187 193H188V195H187ZM4 194H6V193H4ZM16 194V193H15ZM34 194V193H33ZM32 194V195H33ZM38 194V193H37ZM43 194V193H42ZM52 194H50V197L48 198V199H50V200H52L53 198H55V197H53L52 198V196H54V195H52ZM79 194V193H78ZM77 193H76V197H78L77 195H78ZM132 194H133V191H132ZM166 194V193H165ZM170 194V193H169ZM3 195V194H2ZM17 195V194H16ZM24 195H25V193H24ZM23 194L21 195V197H23L24 196ZM27 195V194H26ZM41 195V194H40ZM47 195V194H46ZM73 195V196H74ZM80 196L79 197H83L84 196V194H83V196H81L82 195V193H80L79 194ZM86 195V194H85ZM90 195H88V197H92V196H90ZM113 195V196H112ZM122 195H123V193H122ZM124 195V196H125ZM128 195V194H127ZM127 195L125 196L126 198H125V200L123 201V203L122 204H124V202H127L128 204H129V200H131V196L130 195H128V197H127ZM136 195L138 196V194L136 193ZM142 195V194H141ZM161 195V194H160ZM171 195V194H170ZM193 195H194V197H193ZM12 196V195H11ZM49 196V195H48ZM177 196V195H176ZM175 196V197H176ZM185 196V195H184ZM190 196H189V199L191 200V198H190ZM201 196V197H200ZM4 197V196H3ZM42 197V198H41ZM40 198H41V200L42 199H44L43 197H44V194H43V196H41ZM68 197H66L67 199H68ZM72 197V196H71ZM75 197V196H74ZM108 197H110L109 199H108ZM157 197H158V195H157ZM156 197V198H157ZM240 197L241 198H244L245 200H246V203H247V201H251V203L252 202H255V203H257V205H252V204H247V205H245V207L246 206H248L249 208L250 207H252L253 206V209L252 208H250V209H252L251 211H248L249 213L247 214V211H245L246 213H244L243 215H245L244 217L246 218H248L249 219V225L247 224V223H245V224H247V227L245 226V227H243V228H239V225H238V228L235 226L234 228L231 226V224L232 223H234L235 221H236V219L238 218V216H236L235 214L239 211V210H237L238 209V207H237V209H232V210H230L232 207V205H230V204H233V201L235 200V203L233 204V205H235L236 204V198H237V200H240ZM13 198V197H12ZM11 198V199H12ZM20 198V197H19ZM84 198V197H83ZM82 198V199H83ZM137 198V197H136ZM154 198V199H153ZM160 198V197H159ZM239 198V199H238ZM2 199V198H1ZM9 200H11L10 198H8ZM34 199V198H33ZM65 199V198H64ZM63 199V200H64ZM69 199H70V197H69ZM68 199V200H69ZM76 199V198H75ZM81 199V200H82ZM87 199V198H86ZM108 199V200H107ZM120 199V198H119ZM169 199V198H168ZM14 200V199H13ZM20 201H21V199H19ZM23 200V199H22ZM25 200V199H24ZM35 200V199H34ZM37 200V199H36ZM47 199H45V201H46ZM56 200V199H55ZM80 200V201H81ZM89 200H91V198H89ZM118 200V199H117ZM140 200V199H139ZM142 200V199H141ZM158 200V199H157ZM176 200V199H175ZM179 200V199H178ZM187 200H188V198H187ZM201 200V202H203ZM4 200L2 199V201L0 200V203H5V202H3ZM17 201V199L15 200V202ZM54 201V200H53ZM72 201V200H71ZM74 202H75V200H73ZM86 201V200H85ZM92 201H90V202H92ZM137 201V200H136ZM177 201V200H176ZM181 201H183L182 199H181ZM189 201V200H188ZM192 201L193 202H196V201H194V199H192ZM10 203H12L11 201H9ZM31 202H33V201H30V203ZM50 202V201H49ZM137 202H139V201H137ZM144 202V201H143ZM142 202V203H143ZM193 202H191V203H193ZM200 201H198V203H199ZM237 202H239V201H237ZM243 202V201H242ZM245 202V201H244ZM243 202V203H244ZM29 203V202H28ZM57 203V202H56ZM62 203V202H61ZM61 203H57V205L59 206V204H61ZM65 203V201L63 202V204ZM81 203V202H80ZM87 203V202H86ZM105 205H104V204ZM109 203H111V205H112V203H113V201L112 202H109ZM115 203V202H114ZM121 203V202H120ZM153 203V202H152ZM172 203H175V202H172ZM186 203V202H185ZM245 203V204H246ZM18 204V203H17ZM26 204V202H24V204L23 205H25ZM34 204V203H33ZM42 204H43V202H42ZM45 204V203H44ZM54 204H55V202H54ZM69 204H71V202H69ZM74 204V203H73ZM72 204V205H73ZM77 204H79V203H77ZM117 204H119V203H117ZM126 204V203H125ZM127 204V206H129ZM179 204H181V203H179ZM189 204V203H188ZM194 204V203H193ZM199 204H203V203H199ZM240 204V203H239ZM9 205V204H8ZM11 205V204H10ZM13 205L14 204H12V207H13ZM22 205V204H21ZM22 205V206H23ZM28 205V204H27ZM37 205H38V202H37ZM47 206L49 205V204H46ZM67 205V204H66ZM80 205V204H79ZM100 205V206H99ZM103 205V207L101 208V206ZM106 205H107V207H106ZM116 205V204H115ZM170 205V203L168 204V206ZM204 205V207H205V203L203 204ZM203 205H202V208H203ZM207 205V204H206ZM241 205H243L242 203H241ZM0 206H2L3 207V205H0ZM20 206V205H19ZM57 206V207H58ZM62 206V205H61ZM63 206H65V205H63ZM68 206V205H67ZM86 206V205H85ZM88 206V205H87ZM95 206V205H94ZM106 208H105V207ZM131 206V205H130ZM129 206V207H130ZM150 206H151V203H150ZM153 206V205H152ZM199 206H201V205H199ZM9 207V206H8ZM11 206H10V208H12ZM35 207V206H34ZM33 207V209L34 210H36L35 208ZM41 207V206H40ZM51 207H52V205H51ZM54 207H56V205L54 206ZM72 207V206H71ZM75 208H78L79 209V207H77V205H75L74 206ZM82 207V208H83ZM117 207V206H116ZM119 207V206H118ZM122 207V206H121ZM126 207V206H125ZM153 207H155V206H153ZM152 207V208H153ZM177 206L175 205V208H176ZM183 207V206H182ZM187 207V206H186ZM190 207H193V206H190ZM211 207V206H210ZM231 207V208H230ZM234 207H236V206H234ZM233 207V208H234ZM244 207V206H243ZM243 207H240V208H242V210H244L243 209ZM22 208V207H21ZM28 209L29 208H31V207H27ZM48 208H50V207H48ZM60 207H58V209H59ZM68 208H70V207H68ZM73 208V207H72ZM102 210H101V209ZM173 208V207H172ZM178 208V207H177ZM177 208H176V210H177ZM200 208V207H199ZM40 209V208H39ZM43 209H45V208H42L41 210H43ZM47 209V208H46ZM57 209V210H58ZM63 209H65V207L63 208ZM63 209L61 208V210L63 211ZM74 209V208H73ZM72 209V210H73ZM109 209H113V208H109ZM118 209H120V208H118ZM154 209H156V208H154ZM153 209V210H154ZM183 209H185V206H184V208ZM211 209V208H210ZM9 210V209H8ZM23 210V209H22ZM22 210H21V212H22ZM54 210V209H53ZM56 210V211H57ZM60 210V209H59ZM76 209H74L73 211H75ZM81 210H84V209H81ZM86 210H85V214H87L86 213ZM107 211H108V209H106ZM122 210V209H121ZM120 210V211H121ZM125 210V209H124ZM161 210H163V208L161 209ZM173 210V209H172ZM204 210V209H203ZM203 210H202V212H203ZM219 210V211H218ZM246 210H249V209H246ZM2 211V210H1ZM0 211V212H1ZM10 211V210H9ZM13 211V210H12ZM24 211V210H23ZM26 211V210H25ZM55 211V210H54ZM55 211V212H56ZM62 211H58V212H62ZM65 211V210H64ZM63 211V212H64ZM80 211V210H79ZM78 210H77V212H79ZM101 211V212H100ZM106 211V214H108L111 210H109V212H107ZM156 211V210H155ZM205 211V210H204ZM209 211V210H208ZM213 211V210H212ZM18 212V211H17ZM28 212H30V211H28ZM32 212H33V210H32ZM37 212V211H36ZM45 212V211H44ZM48 212H49V214H50V212H51V210L49 211V209H48ZM48 212H45V213H48ZM97 212H99V213H97ZM128 212V211H127ZM126 212V213H127ZM157 212H159V211H157ZM201 212V213H202ZM240 212V211H239ZM4 213V212H3ZM6 214H7V212H5ZM19 213V212H18ZM24 213V212H23ZM41 213V212H40ZM44 213V214H45ZM53 213V212H52ZM66 213V212H65ZM74 213V212H73ZM72 213V214H73ZM82 213V212H81ZM101 213V214H100ZM122 213H124V212H122ZM129 213V212H128ZM145 213H147V212H145ZM154 213V212H153ZM160 213V212H159ZM170 213H174V212H170ZM178 213V212H177ZM176 213V214H177ZM180 213H181V211H180ZM185 213V212H184ZM240 213H243V211L242 212H240ZM2 214V213H1ZM13 214V213H12ZM31 214V213H30ZM37 214V213H36ZM39 214V213H38ZM44 214H41V216L42 215H44ZM48 214V215H49ZM59 214V213H58ZM61 214V213H60ZM60 214H59V217H60ZM69 214V213H68ZM71 214V215H72ZM90 214L88 215V217H90ZM105 214V215H106ZM144 214V213H143ZM148 214V213H147ZM155 214H156V212H155ZM161 214V213H160ZM179 214V213H178ZM200 214V213H199ZM203 214V213H202ZM209 214H210V212H209ZM208 214V215H209ZM9 215V214H8ZM7 215V216H8ZM17 215H20V213L19 214H17ZM27 215H28V213H27ZM48 215H45V217L46 216H48ZM67 215V214H66ZM65 215V216H66ZM80 215V214H79ZM104 215V214H103ZM108 215H110V213L108 214ZM113 215V214H112ZM112 215H110V217L112 216ZM117 215V214H116ZM119 215H120V213H119ZM211 215V214H210ZM241 215V214H240ZM26 216V215H25ZM29 216H31V215H29ZM28 216V217H29ZM39 216V215H38ZM53 216V215H52ZM51 216V217H52ZM62 216H63V213H62ZM67 216H69V215H67ZM77 216V215H76ZM80 216H85L84 215V213H83V215L81 214ZM91 216V217H92ZM94 216V217H95ZM124 216V215H123ZM126 216V215H125ZM158 216V215H157ZM173 216V215H172ZM177 216V215H176ZM183 216V215H182ZM198 216V215H197ZM200 216H202V215H200ZM249 216V217H248ZM1 217V216H0ZM27 216H26V218H28ZM32 217V216H31ZM30 217V218H31ZM36 217L37 216H35V219H36ZM54 217H56V215H54ZM59 217H56V218H59ZM73 217H74V215H73ZM100 217V216H99ZM114 217V216H113ZM129 217V216H128ZM142 217V216H141ZM178 217H181V216H178ZM206 217V216H205ZM5 218V217H4ZM21 218V217H20ZM22 218H23V215H22ZM21 218V219H22ZM25 218V219H26ZM32 218H34V217H32ZM44 218V217H43ZM47 218V217H46ZM62 219H63V217H61ZM71 218H72V216H71ZM70 218V219H71ZM77 218V217H76ZM76 218H73L72 220H74V219H76ZM81 218V217H80ZM79 218V219H80ZM83 218V217H82ZM93 218V217H92ZM91 218V219H92ZM105 218H109V216L108 217H105ZM125 218V217H124ZM173 218V217H172ZM183 218V217H182ZM2 219V218H1ZM7 219V218H6ZM24 219V218H23ZM38 219H40V217L38 218ZM45 219V218H44ZM49 219H51L50 218V216H49ZM48 219V220H49ZM55 219V218H54ZM65 219H69V218H65ZM84 219V218H83ZM102 220H103V218H101ZM114 219V218H113ZM123 219V218H122ZM128 219V218H127ZM152 219V218H151ZM154 219V218H153ZM176 219V218H175ZM181 219V218H180ZM247 219V220H248ZM47 220V219H46ZM47 220V221H48ZM52 220V219H51ZM56 220V219H55ZM58 220V219H57ZM64 220V219H63ZM62 220V221H63ZM84 220H86V218L84 219ZM89 220V219H88ZM93 220H96L95 218L93 219ZM109 220V219H108ZM119 220V219H118ZM126 220V219H125ZM129 220V219H128ZM142 220V219H141ZM194 220V219H193ZM206 220V219H205ZM246 220V221H247ZM7 221V220H6ZM30 221V220H29ZM32 221H34V220H32ZM50 221V220H49ZM48 221V222H49ZM60 221V220H59ZM83 221V220H82ZM81 221V222H82ZM97 222L96 223H98V220H96ZM114 221V220H113ZM119 221H121V220H119ZM135 221V220H134ZM178 221V220H177ZM180 221V220H179ZM199 221V220H198ZM8 222V221H7ZM18 222V221H17ZM23 222H27V221H23ZM31 222V221H30ZM47 222V223H48ZM65 222V221H64ZM67 222H69L68 220H67ZM74 222V221H73ZM78 222V221H77ZM80 222V221H79ZM88 222V221H87ZM87 222H84V223H87ZM93 222V221H92ZM107 222V221H106ZM138 222V221H137ZM182 222V221H181ZM184 222V221H183ZM182 222V223H183ZM196 222V221H195ZM20 223V222H19ZM46 223V222H45ZM54 223V222H53ZM66 223V222H65ZM65 223H61L62 225L63 224H65ZM74 223H76V222H74ZM74 223L73 224H71V226L72 225H74ZM107 223H109V221L107 222ZM113 223V222H112ZM116 223V222H115ZM129 224H130V222H128ZM128 223H126L127 225H128ZM142 223V222H141ZM177 223H179V222H177ZM199 223V222H198ZM24 224V223H23ZM29 224V223H28ZM41 224V223H40ZM49 224V223H48ZM47 224V225H48ZM51 224V223H50ZM57 224V223H56ZM55 223H54V225H56ZM68 224V223H67ZM77 225H79V223H76ZM103 224V223H102ZM105 224V223H104ZM122 223H120V225H121ZM173 224H175V223H173ZM200 224H202V223H200ZM26 225V224H25ZM46 225V224H45ZM58 225H60V224H58ZM57 225V226H58ZM66 225V224H65ZM64 225V226H65ZM70 225V223L68 224V225H66V227L67 226H69ZM108 225H110V224H108ZM113 225V224H112ZM115 226H116V224H114ZM119 225V226H120ZM138 225V224H137ZM142 225V224H141ZM145 225V224H144ZM243 226H244V224H242ZM14 226V225H13ZM26 226H28V225H26ZM44 226V225H43ZM52 226V225H51ZM83 226H84V224H83ZM147 226H149V223H148V225ZM146 226V227H147ZM172 226V225H171ZM18 227V226H17ZM24 227V226H23ZM22 227V228H23ZM39 227H41V226H39ZM50 227V226H49ZM85 227V229H86V226H84ZM108 227H110V226H108ZM129 227V226H128ZM138 227V226H137ZM142 228H143V230H145L146 231V228L145 227H143V226H141ZM141 227H140V229H141ZM232 227V228H231ZM13 228V227H12ZM11 228V229H12ZM31 228V227H30ZM33 228V227H32ZM45 228V227H44ZM48 228V227H47ZM60 228V227H59ZM64 228V227H63ZM68 228V227H67ZM77 228V227H76ZM76 228L74 227L73 228V230H76ZM81 228V227H80ZM83 228V227H82ZM102 228V227H101ZM106 228H107V226H106ZM105 228V229H106ZM112 228V227H111ZM121 228V227H120ZM145 228V229H144ZM179 228L181 229V227H178V230H179ZM200 228V227H199ZM2 229V228H1ZM20 229V228H19ZM52 229V228H51ZM54 229V228H53ZM65 229V228H64ZM70 229H71V227H70ZM94 229H95V227H94ZM104 229V230H105ZM109 229V228H108ZM126 229V228H125ZM139 229V230H140ZM148 229V232H150L149 231V228H147ZM262 229V230H261ZM32 230V229H31ZM35 230V229H34ZM39 230V229H38ZM45 230V229H44ZM49 230H50V228H49ZM56 231H57V229H55ZM59 230V229H58ZM72 230V229H71ZM84 229H82V231H83ZM99 230V229H98ZM114 230V229H113ZM137 230V229H136ZM154 230V229H153ZM182 230V229H181ZM202 230V229H201ZM4 231V230H3ZM9 231V230H8ZM7 231V232H8ZM30 231V230H29ZM52 231V230H51ZM62 232H63V229L61 230ZM65 231V230H64ZM68 231V230H67ZM70 231V230H69ZM78 231H79V229H78ZM108 231V230H107ZM119 231H121V230H119ZM127 231H129V230H127ZM144 231V232H145ZM157 231V230H156ZM155 231V232H156ZM198 231H200V230H198ZM261 231V232H260ZM1 232V231H0ZM26 232V231H25ZM36 232H37V230H36ZM62 232H61V234H62ZM66 232V231H65ZM65 232H63V234L65 233ZM76 232V231H75ZM75 232L74 233H72V235L73 234H75ZM85 232V231H84ZM88 232V231H87ZM98 232V234L100 235V230L99 231H97ZM97 232H95L96 234H97ZM100 232V233H99ZM104 232V231H103ZM124 232V231H123ZM136 232V231H135ZM260 232V235H258V233ZM27 233H28V231H27ZM60 233V232H59ZM78 233V232H77ZM88 233H90V232H88ZM109 233H111V231L109 232ZM109 233H108V236H109ZM115 233V232H114ZM132 233V232H131ZM147 233V232H146ZM152 232H150V234H151ZM199 233V232H198ZM264 233V232H263ZM3 234V233H2ZM34 234V233H33ZM46 234V233H45ZM65 234H67V237H68V239H69V236H68V233H65ZM71 234V233H70ZM69 234V235H70ZM95 234V235H96ZM127 234V233H126ZM130 234V233H129ZM11 235H12V233H11ZM49 235H51V233L49 234ZM54 235V234H53ZM80 235V234H79ZM85 235H87V233L85 234ZM94 235V236H95ZM105 235V234H104ZM113 235V234H112ZM148 235H149V233H148ZM3 236V235H2ZM14 236V235H13ZM24 236V235H23ZM26 236V235H25ZM65 236V235H64ZM77 236V235H76ZM89 236H90V234H89ZM107 236V237H108ZM118 236V235H117ZM116 236V237H117ZM147 236V235H146ZM150 236V235H149ZM237 236V237H238ZM7 237H8V235H7ZM22 237V236H21ZM62 237V236H61ZM71 237V236H70ZM75 237V236H74ZM81 237H83L82 235H81ZM88 237V236H87ZM86 236L84 237L85 238V240H86V238H87ZM97 237V236H96ZM95 237V238H96ZM106 237V238H107ZM116 237H113L114 239L116 238ZM134 237V236H133ZM1 238V237H0ZM11 238V237H10ZM54 238L56 239V237L54 236ZM65 238H66V236H65ZM121 238V237H120ZM128 238V237H127ZM5 239L6 238H4V241H5ZM12 239V238H11ZM45 239V238H44ZM67 239V240H68ZM70 239H73V238H70ZM79 239H80V237H79ZM124 239V238H123ZM122 239V240H123ZM168 239H170V238H168ZM241 240L240 241H242V238H240ZM28 240V239H27ZM54 240V239H53ZM63 240V239H62ZM84 240V241H85ZM105 241H106V239H104ZM103 240V241H104ZM110 240H112L111 239V236H110ZM121 240V239H120ZM171 240V239H170ZM2 242H3V239L1 240ZM0 241V242H1ZM10 241V240H9ZM19 241V240H18ZM22 241V240H21ZM51 241V239L49 240V242ZM65 242H66V240H64ZM75 241V240H74ZM81 241V240H80ZM107 241H108V239H107ZM117 241V240H116ZM168 241V240H167ZM239 241V240H238ZM239 241V242H240ZM1 242V243H2ZM16 242V241H15ZM32 242V241H31ZM30 242V243H31ZM64 242V243H65ZM69 242V241H68ZM82 242H83V240H82ZM95 242H96V240H95ZM98 242V241H97ZM102 242V241H101ZM101 242H100V244H101ZM110 242H113V241H110ZM120 242V241H119ZM239 242L237 243V245L239 244ZM14 243V242H13ZM36 243V242H35ZM57 243V242H56ZM81 243V242H80ZM79 243V244H80ZM86 243H88L87 241H86ZM94 243V242H93ZM123 243H125V242H123ZM154 243V242H153ZM12 244V243H11ZM33 244V243H32ZM40 243H38V245H39ZM74 244V243H73ZM95 244V243H94ZM100 244H98V245H100ZM103 244V243H102ZM113 244V243H112ZM115 244V243H114ZM149 244V243H148ZM176 244V243H175ZM235 244H236V242L235 243H232V240L231 239H229L226 243H225V245H224V247L227 249L226 250V255H225V253L223 254L224 255V258H223V256L221 257L220 255H219V257H221V259H224V260H221V261H225V260H228L229 262H230V260H231V258H232V256H233V253H234V251L236 250L235 249ZM76 245V244H75ZM96 245V244H95ZM94 245V246H95ZM124 245V244H123ZM144 245V244H143ZM154 246H155V244H153ZM153 245L151 246V248H153ZM236 245V246H237ZM257 245V246H256ZM1 246V245H0ZM9 246V245H8ZM37 246V245H36ZM49 246V245H48ZM68 246V245H67ZM81 246V245H80ZM79 246V247H80ZM87 246V245H86ZM86 246H85V248H86ZM91 246V245H90ZM108 246V245H107ZM118 246V245H117ZM117 246H116V248H117ZM135 246V245H134ZM145 246V245H144ZM149 246V245H148ZM147 246V247H148ZM248 246H250V247H248ZM251 246H254V247H251ZM2 247V246H1ZM24 247V246H23ZM56 247V246H55ZM60 247V246H59ZM76 247V246H75ZM79 247H78V249H79ZM111 247V246H110ZM119 248H120V246H118ZM125 247V246H124ZM127 247V246H126ZM130 247V246H129ZM158 247V246H157ZM161 247V246H160ZM179 247V246H178ZM234 247V248H233ZM46 248V247H45ZM66 248V247H65ZM72 248V247H71ZM96 248V247H95ZM135 248V247H134ZM136 248H137V246H136ZM139 248V247H138ZM137 248V249H138ZM141 248V247H140ZM151 248H150V251H151V254H153L152 256H154V251H158V248H156L157 250H151ZM241 248V249H242ZM6 249V248H5ZM37 249H39V248H37ZM53 249H54V247H53ZM68 249V248H67ZM91 249V248H90ZM101 249V248H100ZM99 249V250H100ZM108 249H109V247H108ZM114 249V248H113ZM113 249H112V251H113ZM125 249V248H124ZM129 249V248H128ZM142 249V248H141ZM34 250V249H33ZM48 250V249H47ZM71 250V249H70ZM81 250V249H80ZM104 250V249H103ZM139 250V249H138ZM5 251V250H4ZM11 251V250H10ZM20 251V250H19ZM35 251V250H34ZM83 251V250H82ZM87 251H88V249H87ZM96 250H94V253H96L95 252ZM98 251V250H97ZM102 251V250H101ZM105 251V250H104ZM123 251V250H122ZM137 251V250H136ZM146 251H147V249H146ZM145 251V253H143V254H146L147 252ZM152 251H153V253H152ZM181 251V250H180ZM179 251V252H180ZM191 251V250H190ZM189 251V252H190ZM225 251V250H224ZM238 251V250H237ZM254 251H253V253H254ZM40 252H41V250H40ZM67 252H69V251H67ZM89 252V251H88ZM109 252V251H108ZM142 252V251H141ZM160 251H158L157 253H159ZM188 252V251H187ZM188 252V253H189ZM1 253L3 254V252L1 251ZM9 253V252H8ZM13 253V255H14V253H15V251L14 252H12ZM59 253V252H58ZM63 253V252H62ZM91 253V252H90ZM100 253V252H99ZM118 253V252H117ZM149 253V252H148ZM157 253H156V257L154 256V258H156V262H158L159 260H158V256H157ZM178 253V252H177ZM183 253V252H182ZM236 253V252H235ZM234 253V254H235ZM251 253V254H250ZM16 255L15 256H13L18 262H19V257H17L16 258V256H17V251H16V253H15ZM71 254V253H70ZM104 254V253H103ZM106 254V253H105ZM116 254V253H115ZM115 254H114V256H115ZM122 254V253H121ZM132 254V253H131ZM138 254V253H137ZM141 254V253H140ZM142 254V255H143ZM181 254V253H180ZM184 254V253H183ZM182 254V255H183ZM8 256L10 255V253L9 254H7ZM49 255H50V253H49ZM62 255H64V254H62ZM78 255H79V253H78ZM82 255V254H81ZM80 255V256H81ZM100 255V254H99ZM128 255H130V253L128 254ZM142 255H139V256H142ZM190 255V254H189ZM57 256V255H56ZM68 256V255H67ZM83 256V255H82ZM87 256V255H86ZM102 256V255H101ZM125 255H123L122 256V258L124 257ZM138 256V257H139ZM145 256V258H148L146 255H144ZM149 256H151V255H149ZM162 256V255H161ZM202 256V255H201ZM9 257H11V255L9 256ZM33 257V256H32ZM39 257V256H38ZM45 257V256H44ZM49 257V256H48ZM61 257V256H60ZM72 257H74L75 258V256H72ZM71 257V258H72ZM94 257V256H93ZM128 257H131V256H128ZM138 257H136L137 259H138ZM143 257V256H142ZM142 257H139V258H142ZM178 257H180V256H178ZM182 257V256H181ZM12 258V257H11ZM10 258V259H11ZM28 258V257H27ZM36 258H37V256H36ZM39 258H41V257H39ZM69 259H70V256L68 257ZM74 258H72V259H74ZM113 258V257H112ZM111 258V259H112ZM122 258H121V261H123L122 260ZM144 258V259H145ZM151 258V257H150ZM160 258V260H162L161 258L162 257H159ZM215 258V257H214ZM253 259L255 258V257H252ZM257 258H255V259H257ZM5 259H7V258H5ZM45 259V258H44ZM46 259H48V258H46ZM71 259V260H72ZM97 259V258H96ZM114 259V258H113ZM127 259V258H126ZM132 259V258H131ZM192 259V258H191ZM194 259V258H193ZM219 259V258H218ZM218 259H216L218 262L220 261V259L218 260ZM236 259V258H235ZM14 260V259H13ZM39 260V259H38ZM51 260V259H50ZM49 260V261H50ZM54 260V259H53ZM57 260V259H56ZM78 260V259H77ZM129 260V259H128ZM141 260H143V258L141 259ZM140 260V261H141ZM145 260H148V259H145ZM151 261L153 260L154 261V259H150ZM163 260H164V258H163ZM215 260V261H216ZM4 261V260H3ZM3 261H2V263H3ZM7 261V260H6ZM12 261V260H11ZM15 261V260H14ZM14 261H13V263H14ZM16 261V262H17ZM23 261V260H22ZM45 261V260H44ZM47 261V260H46ZM63 261V260H62ZM64 261H65V259H64ZM74 260H72V262H73ZM95 261V260H94ZM105 261V260H104ZM109 261V260H108ZM114 261V260H113ZM134 261V260H133ZM149 261V260H148ZM175 261V260H174ZM200 261V260H199ZM232 261H234V256H233V258H232V260H231V262ZM236 261H238V259L236 260ZM252 261V260H251ZM249 262V263H247V261H246V263L247 264H252V262ZM9 262V261H8ZM16 262H15V264H16ZM21 262V261H20ZM55 262V261H54ZM66 262V261H65ZM85 262V261H84ZM83 262V263H84ZM177 262H178V260H177ZM217 262V263H218ZM222 262V263H223ZM229 262H225V263H229ZM5 263V262H4ZM12 263V262H11ZM48 263V262H47ZM66 263H68V262H66ZM93 263V262H92ZM105 263H106V261H105ZM109 263V262H108ZM113 263V262H112ZM121 263V262H120ZM128 263V262H127ZM138 263V262H137ZM136 263V264H137ZM142 263V262H141ZM151 263V262H150ZM167 263H169V262H167ZM211 263H213V261L211 262ZM216 263V262H215ZM214 263V264H215ZM219 263H221V262H219ZM240 263H241V261H240ZM243 263H245V261H243ZM242 263V264H243ZM10 264V263H9ZM18 264V263H17ZM28 264V263H27ZM33 264V263H32ZM46 264V263H45ZM51 264V263H50ZM63 264V263H62ZM65 264V263H64ZM70 264H72V263H70ZM98 264V263H97ZM101 264V263H100ZM115 264V263H114ZM122 264V263H121ZM125 264V263H124ZM152 264V263H151ZM153 264H155V263H153ZM173 264H175V263H173ZM229 264H233V262L232 263H229ZM235 264V263H234ZM236 264H238V263H236Z\"/></svg>",
	"mask_w": 264,
	"mask_h": 264
}]
</instances>
